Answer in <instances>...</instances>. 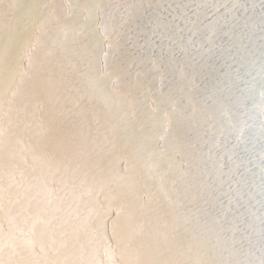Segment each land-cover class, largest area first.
<instances>
[{
	"label": "rangeland",
	"instance_id": "rangeland-1",
	"mask_svg": "<svg viewBox=\"0 0 264 264\" xmlns=\"http://www.w3.org/2000/svg\"><path fill=\"white\" fill-rule=\"evenodd\" d=\"M264 47V45L262 46ZM261 51V52H260ZM264 52V48H261L258 52H248L247 55L245 56V59L241 62V63H231L229 65H226L225 67H219L216 69H214V74L212 73V75L210 74L208 75H204L203 77H201L198 80H191L188 81L184 86H182L181 88H179L181 90H178L175 88H172L171 90L167 91V93H162L161 94V98L155 99L153 98L152 92L150 89L146 88L145 86H143V91L140 89H136V90H128V91H123L122 92V104H120V108L118 110V112H115L112 116L101 120L100 122L96 123L94 128H93V132L91 134L92 136V143L90 146H88L84 152L77 157L76 159H73L71 157L65 156V157H56V155L50 153L47 148L41 143V142H45V140L42 141H34L32 140L31 137H25L23 138L24 141L21 140V142L17 143L16 145H14V147L11 149V154L10 152H8L7 154H10L8 157V160H6L7 154H3L0 155V195L3 196L0 198V204L2 203L3 205H0V264H69V262H71L72 264H165V262H167L166 264H193V263H203V264H210L211 262L214 264H250L248 262H251L252 264H254V262L256 264H264V257L262 256V254L264 255V253L262 251H264V245H261V243H264V218H263V213H264V54H262ZM261 54V55H260ZM256 61V62H255ZM249 62V63H248ZM238 64V65H237ZM244 64V66H243ZM251 66H250V65ZM262 64V65H261ZM253 65V66H252ZM237 66V67H236ZM240 66V67H239ZM256 66V67H255ZM224 68V70H223ZM246 68V69H245ZM254 68V69H253ZM227 70V71H225ZM241 71V72H240ZM225 72H227L228 74V78L227 80H224V76H225ZM223 75V76H222ZM213 76V77H212ZM254 76V77H253ZM252 77V78H251ZM219 79V80H218ZM234 79V80H233ZM238 79V80H237ZM257 80V81H256ZM195 81V83H193ZM207 81H210V85H211V90L207 95L206 99H200L199 97L196 96V87L198 84H202L205 83ZM243 81V83H242ZM252 81V82H251ZM193 83V84H192ZM256 83V84H255ZM196 84V85H195ZM213 85V86H212ZM231 85V86H230ZM251 85V86H250ZM256 85V86H255ZM227 86V87H226ZM254 86V88H253ZM188 87V89H187ZM218 87V88H217ZM262 89H261V88ZM184 88V89H183ZM174 89V90H173ZM195 89V90H194ZM188 90V91H187ZM195 92H193V91ZM224 90V91H223ZM231 90V91H230ZM252 90V91H251ZM255 90V91H254ZM174 91V92H173ZM191 91V92H190ZM134 92V93H133ZM189 92V93H188ZM220 92V93H218ZM178 93V94H177ZM194 93V95H193ZM223 93V94H222ZM172 94V95H170ZM177 94V95H175ZM189 94V95H187ZM212 94V95H211ZM218 94V95H217ZM222 94V95H221ZM256 94V95H255ZM182 96V98L184 99V102L182 101L183 99H181L180 97ZM226 97H224V96ZM229 95H231V97H229ZM260 95V96H259ZM127 96V97H126ZM141 96V97H140ZM174 96V98L172 97ZM186 96H188L186 98ZM209 96H210V101H209ZM249 96V97H248ZM146 97V98H145ZM168 97V98H167ZM216 97V98H214ZM219 97V98H217ZM128 98V100H127ZM134 98V99H133ZM139 98V99H138ZM153 98V99H152ZM180 98V99H179ZM192 98V99H191ZM197 98L198 100V106H197V100H193ZM214 100L216 101H213ZM225 99L223 101V99ZM235 98V99H234ZM247 100H246V99ZM132 101H130V100ZM152 99V101H151ZM155 99V100H154ZM175 99V101H174ZM187 99V100H186ZM191 103H190V101ZM212 99V100H211ZM233 99V100H232ZM250 99V100H249ZM260 99V100H259ZM146 100V101H144ZM166 100V101H165ZM206 100V101H205ZM208 100V101H207ZM221 102H220V101ZM227 100V101H226ZM238 100V101H237ZM151 101V102H150ZM174 101V102H173ZM185 101H188L185 102ZM261 101V102H260ZM263 101V102H262ZM130 102V104H129ZM146 102V103H145ZM155 102V103H154ZM159 102V103H158ZM166 104H165V103ZM180 102V103H179ZM194 102V103H193ZM205 104V107L201 108L200 106H203L204 104H200V103ZM208 102V104H206ZM213 102V104H211ZM216 102V103H215ZM220 102V103H219ZM232 102H234L232 105ZM237 102V103H236ZM246 102V103H245ZM258 102V103H257ZM260 102V103H259ZM149 103V104H148ZM152 103V104H151ZM164 103V104H163ZM169 103V104H168ZM177 103V105L175 104ZM179 103V104H178ZM184 107L187 108H191L187 109V113H184V111H186V108H183L182 104ZM194 105H193V104ZM215 103V104H214ZM225 103L226 106H225ZM231 103V105L229 104ZM236 103V104H235ZM243 105H242V104ZM137 104V105H136ZM144 104V105H143ZM155 104V105H154ZM163 104V105H162ZM171 104V105H170ZM191 104V105H190ZM219 104V105H218ZM221 104V105H220ZM229 104V108H227V105ZM253 104V105H251ZM167 105V106H166ZM169 105V106H168ZM174 105V106H173ZM191 107H190V106ZM207 105V107H206ZM212 105V106H210ZM217 105V106H216ZM250 105V106H249ZM140 106V107H139ZM157 106V107H156ZM164 106V107H163ZM172 106V107H171ZM182 106V107H181ZM221 108H220V107ZM232 106V107H231ZM238 106V107H237ZM240 106V107H239ZM243 106V107H242ZM255 106V107H254ZM263 106V107H260ZM127 107V108H126ZM137 107V108H136ZM139 107V108H138ZM145 107V108H144ZM170 107V108H169ZM178 107V108H177ZM180 107V108H179ZM195 110H193L194 108H196ZM211 107V108H210ZM215 107V108H214ZM226 107V108H225ZM248 107V109H247ZM252 107V108H251ZM134 108H136V110H134ZM164 108V109H161ZM169 108V113L165 110ZM172 108V109H171ZM182 108V109H181ZM193 108V109H192ZM200 108V109H198ZM217 108V109H216ZM218 108L220 109V111H218ZM227 110H225V109ZM256 108V109H255ZM131 109V110H130ZM153 109V110H152ZM180 109V110H179ZM214 109V110H213ZM216 109V111H215ZM223 109V110H222ZM231 109V110H230ZM67 110V109H66ZM124 110V112H123ZM127 110V111H126ZM161 110V111H160ZM163 110V111H162ZM168 110V109H167ZM173 110V111H170ZM193 110V111H192ZM198 110V111H197ZM206 112H204V111ZM213 110V111H212ZM222 110V111H221ZM233 110V111H232ZM249 110V111H248ZM257 110V111H256ZM144 111V112H143ZM159 113V115L157 114V112ZM177 111V112H176ZM183 111V112H181ZM188 111L190 113H188ZM197 114H195V112ZM210 111V112H208ZM232 111V112H231ZM123 112V113H122ZM161 112V113H160ZM167 112V113H166ZM171 112V114H170ZM173 112V113H172ZM177 115H175L174 114ZM181 112V113H180ZM201 112V113H200ZM208 112V113H207ZM213 112H216L215 114ZM139 113V115H138ZM143 113V114H142ZM166 113V116H165ZM218 113L220 115H218ZM262 113V114H261ZM162 114V115H161ZM173 114V115H172ZM182 114V115H181ZM183 114L185 116H183ZM188 114V115H187ZM190 114V115H189ZM194 116V118L192 119V115ZM195 114V115H194ZM200 114V115H199ZM205 114V115H204ZM207 114V115H206ZM209 114V115H208ZM214 114V115H213ZM226 114V115H225ZM258 114V115H257ZM147 115V116H146ZM171 115V116H170ZM179 115V117H178ZM187 115V116H186ZM198 115L200 118H204V119H200L197 118ZM204 115V117L202 116ZM222 115V118H221ZM251 115V117H250ZM257 115V116H256ZM262 115V117H261ZM114 116V117H113ZM152 116V117H151ZM154 116H160L154 119ZM162 116V117H161ZM183 116V118H182ZM209 116V117H208ZM120 117V118H119ZM132 117V119H131ZM141 117V118H140ZM151 117V118H149ZM173 117V118H172ZM174 117L176 119H174ZM227 119H226V118ZM256 119H255V118ZM113 118V119H112ZM122 118V119H121ZM149 118V119H148ZM162 118V119H161ZM164 118V119H163ZM171 120V122H169L168 124V120ZM171 118V119H170ZM187 118V119H186ZM221 118V119H220ZM225 118V120L223 119ZM232 119V120H228ZM238 118V119H237ZM249 118V119H248ZM251 118V119H250ZM260 118V120H259ZM145 121H143V120ZM148 119V120H146ZM151 119V120H150ZM160 119V121H159ZM217 121H215V120ZM220 119V120H219ZM223 119V120H222ZM115 120V121H114ZM130 120V121H129ZM165 123H164V121ZM174 120V121H173ZM180 120V121H179ZM184 120V121H183ZM198 120V121H196ZM200 120V121H199ZM247 122H246V121ZM251 120V121H250ZM252 120L254 123H252ZM255 120V121H254ZM262 122V124L259 121ZM128 121V122H126ZM154 127L153 124L149 125V122L154 123ZM178 123L175 125V123ZM182 121V122H181ZM187 121V122H186ZM195 121V122H193ZM204 121V122H203ZM226 121V122H225ZM231 121V123H230ZM256 121H258L256 123ZM105 122V123H104ZM130 122V123H129ZM132 122V123H131ZM146 122V123H145ZM176 126L174 128V126ZM193 122V123H192ZM203 122V123H201ZM208 122V123H207ZM220 122V123H219ZM225 124H224V123ZM227 122H229L228 124L233 125V126H228ZM237 122V123H236ZM107 123V124H106ZM118 123V124H117ZM124 123V124H123ZM140 123H143L140 125ZM144 123L146 124L145 126H149V127H144ZM187 123L186 125L183 124ZM197 123V124H196ZM249 127L248 126V124ZM99 124V125H98ZM129 124V125H128ZM138 124V125H136ZM167 124V125H166ZM179 124H181L179 126ZM195 124V128H198L195 131V128H193L192 125ZM202 124V125H201ZM220 126H219V125ZM227 124V125H226ZM237 124V126H235ZM104 125V126H102ZM156 125H160L159 127ZM164 125V126H163ZM171 125V126H170ZM188 125V126H187ZM198 125V126H197ZM222 125V126H221ZM224 125V126H223ZM246 125V126H245ZM253 125V126H252ZM261 125V126H259ZM101 128H100V127ZM114 126V127H113ZM130 126V127H129ZM136 126V127H134ZM153 128H151V127ZM166 126V127H165ZM169 126V128H167ZM183 126V127H182ZM186 126V127H185ZM241 126V127H240ZM244 126V127H243ZM255 126V127H254ZM258 126V127H256ZM126 127V128H125ZM142 127V128H140ZM182 127V128H181ZM209 129H208V128ZM219 127V128H218ZM222 127V128H220ZM232 127V130L229 129ZM235 127V128H234ZM249 127V129H248ZM131 128V130H130ZM137 128V129H136ZM146 128V129H145ZM154 128L156 130H154ZM185 128V129H184ZM202 128V129H201ZM204 128V130H203ZM227 128V129H226ZM238 128V129H237ZM241 128V129H240ZM244 128V129H243ZM255 130H254V129ZM259 128V131H258ZM262 128V130H260ZM121 129V131H120ZM125 129V130H124ZM139 129V130H138ZM149 129V130H148ZM150 129H152L150 131ZM160 129V132L159 130ZM164 129V130H163ZM168 133H167V131ZM172 129V130H171ZM176 129V132L175 130ZM201 129V131H200ZM214 129V131H212ZM242 129L244 131H242ZM247 129V130H246ZM254 130L251 131L250 130ZM143 130V131H142ZM154 130V131H153ZM179 130V131H178ZM183 132H181V131ZM185 130V133H184ZM194 130V131H193ZM199 130V131H198ZM216 130V131H215ZM232 134L230 135L229 131ZM236 130V132L234 131ZM238 130V131H237ZM110 131V132H109ZM162 131V132H161ZM165 131V132H164ZM174 131V132H173ZM210 131V132H209ZM223 131V132H221ZM247 133H246V132ZM258 131V132H255ZM96 132V133H94ZM105 135H104V133ZM122 132V133H121ZM125 132V133H124ZM143 132V133H142ZM146 132H149L146 133ZM157 132V133H155ZM173 132V135H169ZM179 134H178V133ZM196 132V134H195ZM245 132V134H244ZM113 133V134H111ZM151 133L153 134L151 136ZM163 133V134H161ZM166 133V134H165ZM177 133V134H175ZM204 133V135H203ZM205 133L209 136H206ZM224 133V134H223ZM228 133V134H227ZM235 133V134H234ZM237 133V134H236ZM239 133V134H238ZM253 133L256 135H253ZM258 133V134H257ZM102 134V135H101ZM123 134V135H122ZM156 134V136H155ZM168 134V135H167ZM186 134V135H185ZM210 134L212 136V139L215 138V140H211ZM219 134L221 135V137L219 136ZM118 135V136H117ZM147 135V136H145ZM149 135V136H148ZM159 135V139L158 136ZM161 135V136H160ZM178 135V137H177ZM182 135V136H181ZM186 139H185V136ZM228 137V138H226ZM240 135L242 139H240L238 136ZM251 135V136H249ZM253 135V136H252ZM101 136V137H100ZM105 136V138H104ZM131 136V137H130ZM138 136V137H137ZM200 136V138H199ZM204 136V137H203ZM233 136V137H232ZM237 136V137H236ZM255 136V137H254ZM114 137V138H113ZM144 137V138H142ZM150 137V138H149ZM153 137V139H152ZM157 137V139H156ZM163 137L164 140H161ZM167 137V138H166ZM182 137V138H181ZM208 139H206V138ZM210 137V138H208ZM250 137V139L248 138ZM262 137V138H261ZM46 138H50V135L44 136V139ZM116 138V140H115ZM171 138V139H170ZM202 138V139H201ZM204 138V139H203ZM233 140H232V139ZM237 139L236 141H234L235 139ZM247 138V139H246ZM260 138V139H258ZM102 139V140H101ZM124 139V140H123ZM151 139V140H150ZM168 139V140H167ZM179 139V140H178ZM185 139V140H184ZM200 139V140H199ZM206 139V140H205ZM210 139V140H209ZM224 139V140H222ZM229 139V140H228ZM240 139V140H239ZM252 139V140H251ZM30 140V141H29ZM99 140V141H97ZM101 140V141H100ZM137 140V141H136ZM149 140V141H148ZM157 140V142H156ZM161 140V141H160ZM184 140V141H183ZM189 140V141H188ZM192 140V141H191ZM198 140V142H197ZM219 140V141H218ZM226 140V142H225ZM231 140V141H230ZM168 141V142H167ZM180 141V142H179ZM196 141V142H195ZM208 143H207V142ZM214 141V142H213ZM228 141V142H227ZM256 141H257V146H259L258 149L256 146ZM263 141V142H262ZM107 142V143H106ZM136 142V143H134ZM149 144H148V143ZM159 142V143H158ZM164 142V144H163ZM171 142V143H170ZM186 142V143H185ZM191 142V143H188ZM202 142V143H201ZM213 142V143H212ZM239 142V145L237 144ZM246 142V143H245ZM255 142V145L253 146ZM120 143V144H119ZM125 143V144H124ZM140 143V144H139ZM147 143V145H146ZM158 143V144H157ZM195 143H197L195 145ZM205 143H207L206 145L211 148V144L213 145V147L211 148V150L207 147L204 148ZM224 145H220V144ZM229 146H228V144ZM244 145H243V144ZM261 143V145H260ZM24 144V148H26V150H24L23 147ZM101 144V145H100ZM133 144V145H132ZM136 144L138 146H136ZM145 144V145H144ZM153 144V145H152ZM176 144V146H175ZM227 144V145H226ZM241 144V145H240ZM250 144V145H249ZM18 145V147H17ZM21 145V146H20ZM29 145V146H28ZM97 147H96V146ZM111 145V146H110ZM113 145V146H112ZM116 145H118L116 147ZM235 145V146H232ZM247 145V146H246ZM127 146V148H126ZM150 146V147H149ZM157 146V147H156ZM189 146V147H188ZM221 147V148H218ZM225 146V147H224ZM249 146V147H248ZM36 147V148H35ZM40 147V148H39ZM91 147V148H90ZM119 147V148H118ZM186 147V149H185ZM217 147V148H216ZM224 147V148H223ZM238 147V148H237ZM241 147V148H240ZM261 147V149H260ZM15 148V149H14ZM38 148V149H37ZM105 148V149H104ZM112 148V149H110ZM125 148V149H124ZM139 148V149H138ZM151 148V149H150ZM160 148V149H159ZM183 148V149H182ZM188 148V149H187ZM249 148V150H247ZM21 149V150H20ZM34 149V150H32ZM96 149V151H95ZM134 149H136V151H134ZM147 149V150H146ZM150 151H149V150ZM168 149V150H167ZM180 149V150H179ZM192 151H191V150ZM206 149V150H205ZM209 149V151H207ZM216 149V151H215ZM231 149V150H230ZM233 149V150H232ZM246 149V150H245ZM260 149V150H259ZM16 150V152H15ZM24 152H23V151ZM39 150V151H38ZM47 150V151H46ZM90 150V151H89ZM111 150V151H110ZM127 150V151H126ZM130 150V151H129ZM132 150V151H131ZM141 150V151H140ZM155 150V151H154ZM172 152H171V151ZM197 150V151H195ZM203 150V151H202ZM224 150V151H223ZM236 150V151H235ZM245 150V151H244ZM256 150V151H255ZM263 150V151H262ZM42 151V153L40 152ZM46 151V152H44ZM88 151V152H87ZM93 151V152H92ZM119 151V152H118ZM187 151V153H186ZM191 151V152H190ZM209 152V153H204V152ZM212 151H214V153H212ZM233 152V153H230ZM235 151V152H234ZM242 151V152H241ZM255 153H251L254 152ZM262 151V153H261ZM15 152V153H14ZM17 152L19 154H17ZM28 152V153H27ZM91 152V153H90ZM108 152V153H106ZM124 152V153H123ZM128 152V153H127ZM144 152V153H143ZM153 152V153H152ZM168 152V154H167ZM202 152L205 154H202ZM258 152V153H257ZM22 155H21V154ZM34 153V154H33ZM95 153V154H94ZM113 153V154H112ZM123 153V154H122ZM127 153V154H125ZM158 153V154H157ZM161 153V155H160ZM170 153V154H169ZM183 153V154H182ZM213 155H211V154ZM236 153V155H235ZM241 153V154H240ZM25 156H24V155ZM32 154V155H31ZM40 154V156H39ZM99 154V155H98ZM103 154V155H102ZM117 154V155H116ZM164 154V155H163ZM216 154V156H215ZM230 154V158L229 155ZM243 154V155H242ZM18 160H15L16 157ZM22 161H20L19 157ZM21 155V156H20ZM29 155V156H28ZM93 155V156H92ZM97 155V156H96ZM107 155V156H106ZM124 155V156H121ZM128 155V156H127ZM129 155L131 158H129ZM149 155V156H147ZM160 155V156H159ZM178 155V157H177ZM180 155V156H179ZM188 155V156H187ZM190 155V156H189ZM202 158H201V156ZM208 155V156H207ZM245 155V156H244ZM12 156H14L12 158ZM24 156V157H23ZM46 156V157H45ZM89 156V157H88ZM119 156V157H117ZM136 156V157H134ZM142 159H140V157ZM155 156V157H154ZM158 156V157H157ZM187 156V157H186ZM206 156V157H204ZM211 156V158L209 157ZM216 158H215V157ZM239 158H238V157ZM249 156V157H247ZM263 156V157H262ZM4 157V159L2 158ZM11 157V158H10ZM22 157V158H21ZM27 157V158H26ZM40 157V159H39ZM50 157V158H49ZM52 157V158H51ZM150 157V158H149ZM166 159H165V158ZM199 157V158H198ZM229 159H228V158ZM233 157V158H232ZM239 161H238V159ZM242 157V159H240ZM48 160H47V159ZM87 158V160H85ZM92 158V159H91ZM117 158V160H116ZM147 158V159H145ZM169 158V159H168ZM207 158V160H206ZM247 158V159H246ZM12 159V160H11ZM27 159V160H26ZM58 159V160H57ZM110 159V160H109ZM124 159V160H123ZM127 159V160H126ZM130 159V160H129ZM134 159V160H133ZM153 159V160H152ZM176 159V160H175ZM205 159V160H204ZM210 159V160H209ZM212 159V160H211ZM218 161H217V160ZM244 159V160H243ZM255 159V160H254ZM3 160V161H2ZM25 160V162H24ZM83 160V161H82ZM98 160V162H97ZM102 160H105L102 162ZM182 160V161H181ZM237 160V161H236ZM5 161V162H4ZM8 163H7V162ZM10 161V162H9ZM15 161V163H14ZM19 161V163H18ZM30 161V162H29ZM61 161V162H60ZM94 161V162H93ZM125 161V162H124ZM139 161V162H138ZM146 161V162H144ZM153 161V162H152ZM170 161V162H169ZM177 161V162H176ZM180 161V162H179ZM200 161V162H199ZM215 161V162H214ZM232 161V162H231ZM255 161V162H254ZM259 161V162H258ZM5 164H4V163ZM14 164L12 165L11 164ZM52 164H51V163ZM81 162V163H80ZM93 162V163H92ZM151 162V163H150ZM159 162V163H157ZM163 162V163H162ZM175 162V163H174ZM187 162V163H186ZM243 162V163H242ZM247 162V163H246ZM258 162V163H257ZM10 163V166H8V164ZM20 166L23 167H20ZM29 163V164H28ZM49 163V164H48ZM61 163V164H60ZM80 163V164H79ZM101 163V164H100ZM181 163V164H180ZM205 165H204V164ZM211 163V164H210ZM233 163V164H232ZM236 163V164H235ZM244 165H242V164ZM250 163V164H249ZM259 166V168H257V166ZM26 164V165H25ZM32 164V165H30ZM75 164V165H74ZM114 167H113V165ZM124 164V166L122 165ZM128 164V165H127ZM145 164V165H144ZM172 164V165H171ZM184 164V166H183ZM203 164V166H202ZM210 166H209V165ZM216 166H215V165ZM229 164V165H228ZM230 164L233 168L230 167ZM235 164V165H234ZM244 166V168L241 166ZM248 164V165H246ZM261 164V165H260ZM12 165V166H11ZM36 165V166H35ZM38 165V166H37ZM72 165V166H71ZM87 165V166H85ZM112 165V166H110ZM201 165V166H198ZM222 165V166H221ZM240 165V167H238ZM263 165V166H262ZM18 166V168L16 167ZM26 166V167H24ZM35 166V167H34ZM55 168H53V167ZM62 168H57L60 167ZM67 166V167H66ZM105 166V167H104ZM136 166V167H134ZM141 166V168H139ZM145 166V167H144ZM175 166V167H174ZM214 166V167H213ZM250 166V167H249ZM255 166V167H254ZM261 166V167H260ZM22 169H20V168ZM34 167V168H33ZM43 167V168H42ZM48 167V168H47ZM64 167V168H63ZM76 167V168H75ZM90 167V168H88ZM105 169H104V168ZM131 167V168H129ZM150 167V168H149ZM152 167V168H151ZM156 167V168H154ZM161 167V168H160ZM166 167V168H165ZM183 167H185V169H183ZM187 167V168H186ZM208 167V169L205 168ZM221 167V168H220ZM246 167V168H245ZM14 170H13V169ZM75 168V169H74ZM81 168V169H80ZM94 168V169H92ZM96 168V169H95ZM118 168V169H117ZM189 168V169H188ZM200 168V170H199ZM213 168V169H212ZM220 168V169H219ZM223 168V169H222ZM230 168V169H227ZM248 168V169H247ZM254 168V169H253ZM262 168V169H261ZM12 169V170H11ZM19 169V171H18ZM46 169V170H45ZM78 169V170H77ZM85 169H87L85 171ZM114 169V170H113ZM123 169V170H122ZM130 169V170H129ZM133 169V171H132ZM136 169V170H134ZM140 169V170H138ZM169 171H168V170ZM175 169V170H173ZM178 169V170H176ZM183 169V171H182ZM217 169V170H216ZM225 169V170H224ZM259 169V172L256 170ZM5 170V171H4ZM22 172H21V171ZM28 170V172H27ZM32 170V171H31ZM59 170V171H58ZM122 170V171H120ZM145 170V171H144ZM150 172V173H148ZM168 172H167V171ZM181 170V171H180ZM206 170V172H205ZM208 170V171H207ZM217 172H216V171ZM241 170V171H240ZM244 170V171H243ZM261 170V171H260ZM2 171V172H1ZM15 171V172H14ZM26 171V173H25ZM39 173H38V172ZM43 171V173H42ZM46 171V173H45ZM54 171V173H52ZM64 171V174H63ZM88 171V172H87ZM90 171V172H89ZM114 171V173H113ZM137 171V172H134ZM141 171V172H140ZM180 171V172H179ZM188 171V172H187ZM192 173H190V172ZM200 171V173H199ZM216 173L214 175V173ZM230 173H229V172ZM238 171V172H237ZM9 172V173H8ZM31 174H30V173ZM34 172V173H33ZM41 172V173H40ZM73 172V173H72ZM83 172V173H82ZM86 172V173H85ZM93 172V173H92ZM100 172V173H99ZM104 172V173H103ZM129 172V173H128ZM145 172V173H144ZM153 172V173H152ZM164 172V173H163ZM175 172V173H174ZM178 172V173H177ZM226 172V173H224ZM228 172V173H227ZM244 172V173H243ZM245 172H247V174L245 175ZM257 172V173H256ZM2 173V174H1ZM21 173V174H20ZM22 173H25L22 174ZM48 173V174H47ZM50 173V174H49ZM88 173V174H87ZM95 173V174H94ZM127 173V174H126ZM133 173V174H132ZM147 173V174H146ZM168 173V174H167ZM183 175H182V174ZM234 173V174H233ZM239 173V174H238ZM27 174V175H26ZM36 174V175H35ZM55 174V175H54ZM87 174V175H86ZM145 174V175H144ZM149 174V175H148ZM158 174V176H157ZM178 174V175H177ZM181 174V175H180ZM185 174V175H184ZM188 174V175H187ZM193 174V175H192ZM230 174V175H227ZM12 175V176H11ZM18 175V176H17ZM33 175V176H32ZM66 175V176H65ZM92 175V176H91ZM119 175V176H116ZM137 175L139 176V178L137 177ZM152 175H154L152 177ZM164 175V176H163ZM168 175V176H167ZM175 175V176H174ZM180 175V176H179ZM192 175V176H191ZM215 177H214V176ZM219 175V176H217ZM221 175V176H220ZM226 175V176H225ZM245 175V176H244ZM249 178H248V176ZM10 176V177H9ZM14 176V177H13ZM25 176V177H23ZM54 176V177H53ZM82 176V177H81ZM88 176V178H87ZM111 176V177H110ZM129 176V177H128ZM150 176V177H149ZM161 176V177H160ZM177 176V177H176ZM184 176V177H183ZM195 176V177H194ZM204 176V177H202ZM207 176V180H205ZM217 176V177H216ZM225 176V178H224ZM229 178H228V177ZM233 176V178H232ZM241 176V177H239ZM244 176V178H243ZM19 177V178H18ZM31 177V178H30ZM38 177V178H37ZM47 177V178H46ZM51 177V178H50ZM70 177V178H68ZM108 177V178H107ZM127 177V178H126ZM131 177V178H130ZM148 177V178H147ZM160 177V179H159ZM171 177V178H170ZM175 177V178H174ZM181 177V178H179ZM201 177V178H200ZM251 177V178H250ZM5 178V179H4ZM15 178V179H14ZM18 178V179H17ZM23 180H22V179ZM27 178V179H26ZM50 180H49V179ZM86 178V179H85ZM92 178V179H91ZM94 178V179H93ZM107 178V179H106ZM186 180H185V179ZM214 183H212L210 181ZM214 178V179H213ZM219 178H222L219 180ZM233 180H231V179ZM242 178V180H241ZM248 178V180H247ZM9 179V180H8ZM14 179V180H13ZM20 179V180H19ZM40 179V180H39ZM59 179V180H58ZM64 179V180H63ZM71 179V180H70ZM79 179V181H78ZM96 179V180H95ZM100 181H99V180ZM102 179V180H101ZM119 179V181H118ZM143 179V180H142ZM146 179V180H145ZM180 180L182 181V183L177 181ZM196 179V180H195ZM216 181L214 182L213 180ZM238 179V180H237ZM246 179V180H245ZM254 179V180H253ZM257 179V180H256ZM11 180V181H10ZM19 180V182L17 181ZM49 180V182H47ZM62 180V181H61ZM82 180V181H81ZM109 182H108V181ZM163 180V181H161ZM177 183H174L176 182ZM203 182H202V181ZM219 182H218V181ZM241 180V181H240ZM245 180V181H244ZM9 181V183H8ZM15 181V182H14ZM22 181V182H21ZM44 181V182H43ZM78 181V182H77ZM92 181V182H91ZM103 181V182H102ZM154 181H157L156 183ZM160 181V182H159ZM168 181V182H167ZM184 181V182H183ZM193 184H192V182ZM199 181V182H198ZM206 181V183H204ZM224 181V182H223ZM235 181V183H234ZM244 183H243V182ZM254 181V182H253ZM2 182V183H1ZM21 182V183H20ZM26 182V183H25ZM30 182V183H29ZM56 182V183H54ZM74 184H73V183ZM76 182V183H75ZM91 182V184L89 183ZM121 182V183H120ZM142 182V183H141ZM148 182V183H147ZM151 183H155L154 184H150ZM163 182V183H162ZM167 182V183H166ZM189 182V183H188ZM196 182V183H195ZM197 182L199 184H197ZM222 182V183H221ZM228 182H230L228 184ZM240 182V183H239ZM242 182V183H241ZM245 182H249V184H246ZM253 182V183H251ZM256 182V183H255ZM258 182V183H257ZM34 183V184H33ZM48 183V184H47ZM93 183V184H92ZM96 183V184H95ZM159 183V184H158ZM185 185H184V184ZM188 185H187V184ZM202 183V184H201ZM211 183V184H210ZM215 183H220V185L215 184ZM241 186V189L244 190L241 191L240 193L238 191H240L241 189H239L240 187L239 184ZM8 184V186H7ZM17 184V186H16ZM27 184V185H25ZM41 184V185H40ZM105 184V185H104ZM111 184V186H110ZM116 184V185H115ZM120 184V185H119ZM128 184V185H127ZM168 184H171L169 187ZM175 186L177 187H174ZM180 184V186H179ZM206 184L205 186H202ZM209 184V185H208ZM213 184V185H212ZM223 184V185H222ZM226 184V185H225ZM232 184H235V186L233 185L232 188ZM242 184V185H241ZM246 185V188L244 185ZM254 186H253V185ZM2 185V186H1ZM10 185V186H9ZM22 185V186H21ZM51 185V186H50ZM58 185V186H56ZM66 185V186H65ZM70 185V186H69ZM109 185V186H108ZM122 185V186H121ZM157 185V186H156ZM173 185V186H172ZM182 185V186H181ZM192 185V186H191ZM200 185V186H199ZM218 185V186H217ZM229 187H228V186ZM250 185V188L248 187ZM256 185V187H255ZM262 185V186H261ZM6 186V187H4ZM30 186V187H29ZM56 186V187H55ZM92 186V187H91ZM121 186V187H120ZM134 186V187H133ZM137 186V187H136ZM154 186V187H153ZM156 186V187H155ZM188 186V187H187ZM194 187L195 190H193L192 188ZM214 186V187H213ZM217 186V188L215 187ZM244 186V187H243ZM12 187V188H11ZM49 187H51L49 189ZM54 187V188H53ZM83 187V188H82ZM102 187V188H101ZM104 187V188H103ZM111 187V188H110ZM132 187V188H131ZM165 187V188H164ZM199 187V188H198ZM204 189V191H202V189ZM221 189H220V188ZM228 187V189L226 188ZM237 187V188H236ZM243 187V188H242ZM249 190H248V188ZM259 189H258V188ZM11 188V189H9ZM18 188V189H16ZM56 188V189H55ZM67 188V189H66ZM80 188V189H79ZM109 190H108V189ZM127 188V189H126ZM143 190H140V189ZM191 188V189H190ZM224 188V190H223ZM230 188V189H229ZM16 189V190H15ZM59 189V190H58ZM76 189V190H75ZM79 189V191H78ZM90 189V190H89ZM101 189V191H100ZM105 189V190H104ZM121 189V191H120ZM164 189V190H163ZM166 189H168L166 191ZM177 189L180 191H177ZM185 191H183V190ZM210 189V190H209ZM239 189V190H238ZM245 189H247L245 191ZM2 190V191H1ZM6 190V191H5ZM20 190V191H18ZM111 190H113L111 192ZM116 190V191H115ZM132 190V191H131ZM136 190V191H134ZM145 190V192H144ZM155 190V191H154ZM186 190L189 191V194H186ZM223 190V191H221ZM237 190V193L236 191ZM60 191V192H59ZM64 191V193L62 192ZM81 191V192H80ZM90 191V192H89ZM123 191V192H122ZM141 191V192H140ZM170 191V192H169ZM221 191V192H218ZM251 191V192H250ZM255 191V192H254ZM31 194H30V193ZM56 192V193H55ZM59 192V193H58ZM69 192V193H68ZM79 192V193H78ZM126 192V193H125ZM138 192V193H137ZM152 192V193H151ZM158 192V193H157ZM161 192V193H159ZM172 194L171 196L173 198L170 197L169 193ZM174 192V193H173ZM182 192V195H181ZM199 192V194H198ZM224 192V194L222 193ZM243 192H245L243 194ZM46 195H44V194ZM58 193V195H57ZM83 193V194H82ZM85 193V194H84ZM87 193V194H86ZM110 193V194H109ZM115 193V194H114ZM123 193V194H122ZM125 193V194H124ZM150 193V194H149ZM166 193V194H165ZM180 194V195H177ZM185 193V194H184ZM192 193V194H191ZM198 194V196L200 198H198V196L196 194ZM200 193H202L200 195ZM205 193V194H204ZM217 193V195H216ZM236 193V194H235ZM242 193V194H241ZM263 193V194H262ZM8 194V195H7ZM15 194V195H14ZM39 194V196H38ZM80 196H79V195ZM89 194V195H88ZM112 194V196H111ZM114 194V195H113ZM121 194V196H119ZM127 194V195H126ZM145 194V195H144ZM168 194V195H167ZM184 194V195H183ZM227 194V198L225 197ZM241 194V195H239ZM251 194V195H250ZM253 194V195H252ZM258 194H260L258 196ZM7 195V196H6ZM25 195V196H24ZM29 195V197H28ZM71 195V196H70ZM158 197H155L157 196ZM175 195V196H174ZM186 195V196H185ZM189 195V197H191L189 199V197L187 196ZM194 195V196H191ZM196 195V196H195ZM224 198L222 200V198ZM225 195V196H224ZM239 195V196H238ZM247 196L244 197L243 196ZM249 195V196H248ZM12 196V197H11ZM32 196V197H31ZM46 199H44V197ZM68 196V197H67ZM82 196V197H81ZM98 196V197H97ZM126 196V197H125ZM131 196V197H129ZM147 196V197H146ZM153 196V198H152ZM181 196V197H179ZM185 196V198H184ZM218 196V197H217ZM230 196L232 198H230ZM241 196V197H240ZM252 196V197H251ZM5 197V198H4ZM18 197V198H17ZM43 197V198H42ZM52 197V198H51ZM57 197V198H56ZM60 197V198H59ZM78 197V198H76ZM80 197V198H79ZM100 197V198H99ZM107 197V198H106ZM114 197V198H112ZM122 197V198H121ZM125 197V198H124ZM129 197V198H128ZM146 197V198H144ZM177 197V198H176ZM179 197V198H178ZM187 197V199H186ZM198 198V199H193V198ZM209 197V198H208ZM7 198V199H6ZM39 198V199H38ZM69 198V199H68ZM75 198V199H74ZM85 198V199H84ZM93 198V199H92ZM112 198V199H111ZM123 199V201H121V199ZM164 198V199H163ZM202 198V199H201ZM219 198L221 200H219ZM246 198V199H245ZM255 198V199H254ZM257 198V199H256ZM17 199V200H16ZM35 199V200H34ZM68 199V201H67ZM77 199V200H76ZM101 199V200H100ZM114 204V201H116ZM119 199V200H118ZM156 199V200H155ZM160 199V201L158 200ZM166 199V200H165ZM178 199V200H177ZM214 199H218V200H214ZM228 199V200H227ZM230 199V200H229ZM9 200V201H8ZM16 200V201H15ZM33 200V201H30ZM62 200V201H61ZM72 200V201H71ZM80 202H79V201ZM109 200V201H108ZM147 202H146V201ZM153 200V201H152ZM158 200V201H157ZM164 200V202H163ZM171 200L173 202H171ZM177 200V201H175ZM181 200L183 202H181ZM186 200H188V204H186ZM194 203V201H196L195 203L197 204H192ZM206 204H205V202ZM207 200V201H206ZM228 203H227V201ZM19 203H18V202ZM39 201V202H38ZM56 201V202H55ZM82 201V202H81ZM156 201V205L154 204ZM166 201H168L166 203ZM198 201H200L198 203ZM201 201L203 203H201ZM221 201V202H220ZM226 201V203H225ZM233 201V202H232ZM244 201V202H243ZM257 201V204H255L254 202ZM9 202V204H8ZM17 202V203H16ZM31 202V203H30ZM37 202V204H36ZM69 202V204H68ZM73 202V203H72ZM84 202V203H83ZM102 202V203H101ZM110 202V203H109ZM119 202L123 203V204H118ZM126 202V203H125ZM142 202V204H141ZM162 202V203H161ZM213 202V203H212ZM215 202V203H214ZM220 202V203H219ZM242 202V204L244 205H239ZM250 202V205H249ZM260 202V204H259ZM263 204H262V203ZM12 203V204H11ZM29 203V204H28ZM133 203V204H132ZM153 203V204H152ZM171 203V204H170ZM176 203V204H174ZM183 203V204H182ZM212 203V204H211ZM224 203V204H223ZM232 203V204H230ZM246 203V204H245ZM254 203V204H253ZM5 204V205H4ZM28 204V205H27ZM31 204V205H30ZM45 204V205H44ZM64 204V205H62ZM74 206H73V205ZM82 204V205H81ZM114 204V205H112ZM128 204V205H127ZM138 204V205H137ZM149 204V205H148ZM181 206H180V205ZM199 204V205H198ZM201 204V205H200ZM205 204V206H204ZM219 204H221L223 207L218 206ZM235 204V205H234ZM254 208H253V206ZM262 204V205H261ZM9 205V206H7ZM34 205V207H33ZM39 205V206H37ZM84 205V206H83ZM112 205V207L110 206ZM124 205V206H123ZM149 207V208H147ZM161 205V206H160ZM167 207H166V206ZM183 205V206H182ZM187 205V206H186ZM190 207H189V206ZM199 207H196V206ZM209 205V206H208ZM217 207H215V206ZM231 206V207H228ZM233 205L235 206V208L233 207ZM250 207H248V206ZM261 205V206H260ZM41 206V207H40ZM57 206V207H56ZM81 206V207H80ZM106 206V207H105ZM122 206V207H121ZM154 206V207H153ZM163 206V207H162ZM170 208H169V207ZM173 206V207H172ZM175 206V207H174ZM194 206V207H193ZM208 206V208H207ZM214 206V207H213ZM39 207V208H38ZM91 207V208H90ZM110 207V209H109ZM133 207V208H132ZM140 207V208H139ZM160 207V208H159ZM185 207V208H184ZM187 207V209H186ZM193 207V210H190V208ZM204 209H202V208ZM212 207V209H211ZM220 207L223 208L221 209L220 212ZM227 207V208H226ZM240 207V208H239ZM252 207V210L250 209ZM37 208V209H35ZM98 208V209H97ZM102 208V209H101ZM128 208V209H127ZM143 208V209H142ZM147 208V209H146ZM168 208V209H167ZM175 208V209H174ZM200 208V209H199ZM210 208V209H209ZM229 208V209H228ZM242 208V209H241ZM260 208V209H258ZM8 209V210H7ZM64 209V210H63ZM68 211H67V210ZM94 209V210H93ZM115 209V210H114ZM145 209V210H144ZM155 209V210H154ZM157 209V210H156ZM163 209V211L161 210ZM241 209V211H240ZM262 209V210H261ZM97 210V213H96ZM109 210V211H108ZM119 210V211H118ZM126 210L128 212H126ZM176 210V211H175ZM189 210V211H187ZM196 213H195V211ZM200 210V211H198ZM207 210V212H206ZM209 210V212H208ZM212 210V211H211ZM226 210V211H225ZM229 210V211H228ZM245 212H244V211ZM18 211V212H17ZM63 211V212H62ZM67 211V212H66ZM78 211V212H77ZM91 211V212H90ZM101 211V212H100ZM114 211V212H113ZM132 211V212H131ZM187 213H186V212ZM191 211V212H190ZM218 211V213H217ZM234 211V212H233ZM238 211V212H237ZM253 211V213H252ZM255 211V212H254ZM262 211V212H261ZM3 212V214H2ZM14 212V213H13ZM39 212V213H38ZM70 212V213H69ZM85 212V213H84ZM129 213L128 215L126 213ZM146 214H143L145 213ZM150 214H148V213ZM154 215H152V213ZM176 212V213H175ZM201 217H200V214ZM213 212V213H212ZM237 212V213H236ZM247 212V213H246ZM250 212V215L248 214ZM258 212V214H257ZM262 214H261V213ZM10 213V214H9ZM23 213V214H22ZM26 213V214H25ZM38 213V214H37ZM41 213V215H40ZM54 213V215H53ZM64 213V214H63ZM74 213V214H73ZM77 213V214H76ZM96 213V214H95ZM108 213V214H107ZM113 213V214H111ZM117 216H115L116 214ZM119 213V214H118ZM141 213V214H140ZM157 213V214H156ZM162 213V214H160ZM165 213V214H164ZM172 213V214H171ZM179 213V214H178ZM182 213V214H181ZM192 215H191V214ZM222 215H221V214ZM229 213V214H228ZM235 213V214H234ZM242 215H240V214ZM50 214V217H49ZM70 214V215H69ZM72 214V215H71ZM85 214V215H84ZM90 214V215H88ZM194 214V215H193ZM199 214V216H198ZM239 214V215H237ZM245 214V215H244ZM255 216H252L254 215ZM4 215V216H3ZM18 215V217H17ZM24 215V216H23ZM44 215V216H43ZM64 217H63V216ZM69 215V217H68ZM77 215V216H76ZM83 215V216H81ZM92 215V216H91ZM99 215V216H97ZM101 215V216H100ZM109 215V216H108ZM140 215V216H139ZM149 215V216H148ZM152 215V216H151ZM172 215V216H171ZM232 215V216H231ZM259 218H258V216ZM60 216V217H59ZM72 216V217H71ZM90 216V218H89ZM103 216V217H102ZM107 216V217H106ZM120 216V217H118ZM148 217L147 219L145 217ZM168 216V217H166ZM195 216V217H194ZM229 216V217H228ZM243 216V218L241 217ZM4 217V218H2ZM8 217V218H7ZM13 217V219H12ZM36 217V219H35ZM52 217V218H51ZM59 217V220H58ZM101 219L99 220L98 219ZM115 217V218H114ZM123 217V218H122ZM153 217V218H152ZM166 217V218H165ZM190 217V218H189ZM197 217V218H196ZM215 217L217 219H215ZM220 217V218H219ZM227 217V218H226ZM246 217V218H245ZM262 217V218H260ZM38 218V219H37ZM49 218V219H48ZM92 218V219H91ZM96 221H95V219ZM107 218V219H106ZM122 218V219H121ZM129 218V219H128ZM165 218V219H164ZM180 218V219H178ZM188 218V220H187ZM223 218V219H221ZM229 218V219H228ZM7 221H5V220ZM24 221H23V220ZM103 219V220H102ZM113 219V220H112ZM153 219V220H152ZM164 219V220H163ZM190 219V220H189ZM211 219V220H210ZM214 219L216 220V222H218V224H216V222L214 221ZM219 219V221H218ZM248 219V221H247ZM12 220V221H11ZM38 220V221H37ZM49 220V221H48ZM72 220V221H71ZM90 220V221H88ZM117 220V221H116ZM120 220V221H119ZM146 220V221H145ZM155 220V221H154ZM157 220V221H156ZM166 220V221H165ZM168 220V221H167ZM221 220V221H220ZM232 220V221H231ZM242 222H241V221ZM259 220V221H258ZM263 220V221H262ZM20 221V222H19ZM35 221V222H34ZM40 221V222H39ZM87 221L89 223H87ZM103 221V223H102ZM112 221V222H110ZM116 221V222H115ZM123 221H125L123 223ZM129 221V222H128ZM145 221V222H144ZM159 221V222H158ZM165 221V222H164ZM183 221V222H182ZM202 221V222H201ZM251 221V222H250ZM258 221V222H257ZM47 222V223H45ZM61 222V223H60ZM67 222V223H66ZM70 222V223H69ZM76 222V223H75ZM97 222V223H96ZM128 222V223H126ZM142 222V223H141ZM147 222V223H146ZM167 222V223H166ZM169 222V223H168ZM171 222V223H170ZM201 222V223H199ZM213 222V223H212ZM221 222V223H220ZM223 222V223H222ZM241 224H240V223ZM17 223V224H16ZM28 223V224H27ZM38 223V224H37ZM40 223V224H39ZM74 223V224H73ZM84 223V224H83ZM119 223V224H118ZM124 225H123V224ZM137 223V224H136ZM147 224L148 227H146L145 225ZM164 223V225H163ZM166 223V224H165ZM173 223V224H172ZM226 223V224H225ZM249 223V224H248ZM7 224V225H6ZM22 224V225H21ZM27 224V225H26ZM37 224V225H36ZM44 224V226H43ZM55 224V225H54ZM58 224V225H57ZM134 224V225H133ZM141 226H140V225ZM144 224V225H143ZM159 224V225H156ZM161 224L163 226H167L165 229V227H162ZM208 224V229L206 228L205 232L203 231L204 228L207 226ZM243 224V226H242ZM247 227H245V225ZM4 227H3V226ZM34 225V226H33ZM118 225V226H117ZM122 225V228H121ZM129 225V226H128ZM187 225V226H186ZM190 225V226H188ZM214 225V227H213ZM8 226V227H7ZM18 226V227H16ZM21 226V227H20ZM26 226V227H25ZM29 226V227H28ZM31 226V227H30ZM33 226V227H32ZM42 226V227H41ZM58 226V227H57ZM60 226V227H59ZM112 226V227H111ZM126 226V227H125ZM145 228H144V227ZM155 226V227H154ZM159 226V228H158ZM171 226V227H170ZM193 226V227H191ZM200 226L202 227L200 229ZM205 226V227H204ZM219 228H218V227ZM242 226V227H241ZM250 226V228H249ZM260 230H259V228ZM5 227H7L5 229ZM23 227V229H22ZM35 227V229H34ZM39 227V228H38ZM46 227V228H44ZM55 227V229H54ZM69 227V228H68ZM73 227L75 229H73ZM190 227V228H189ZM196 227V228H195ZM216 227V228H215ZM253 227V228H252ZM262 227V228H261ZM10 230H9V229ZM12 228V229H11ZM20 228V229H19ZM60 228V231H59ZM62 228V229H61ZM65 228V229H64ZM83 228V229H82ZM111 228V230H110ZM114 228V230H113ZM221 228V229H220ZM226 228V229H225ZM228 228V229H227ZM233 228V229H232ZM236 228V229H235ZM27 229V230H26ZM44 229V230H43ZM50 229V230H49ZM54 229V230H52ZM87 229V230H86ZM93 229V230H92ZM99 229V230H98ZM109 229V231H108ZM131 229H132V234H131ZM144 229V230H143ZM152 229V230H151ZM164 229V230H163ZM193 229V230H192ZM203 229V230H202ZM215 229V230H214ZM235 229V231H234ZM261 229L263 231H261ZM7 232H5V231ZM52 230V231H51ZM67 230V231H66ZM82 230V231H81ZM84 230V231H83ZM120 230V231H119ZM123 230V231H122ZM125 230H128V232ZM139 230V231H138ZM148 230V231H147ZM161 232H158L160 231ZM166 230V231H165ZM207 230L209 231V235H207ZM212 230V231H211ZM214 230V231H213ZM222 230V231H219ZM252 230V231H251ZM2 231V232H1ZM9 231V232H8ZM32 231V232H31ZM63 231V232H62ZM74 231V232H73ZM76 231V232H75ZM82 233H81V232ZM88 231V232H87ZM95 231V232H94ZM114 231V232H113ZM145 231V232H144ZM148 232V234L150 235H146V233ZM151 231V232H150ZM164 231V232H163ZM172 231V233H171ZM211 231V232H210ZM217 231V232H216ZM243 231V232H242ZM251 231V232H250ZM26 234H25V233ZM28 232V233H27ZM39 234H38V233ZM46 232V233H45ZM51 232V233H50ZM68 232V233H67ZM79 232V233H78ZM85 232V233H84ZM90 232V233H89ZM106 232V233H105ZM118 232V233H117ZM150 232V233H149ZM167 232V233H166ZM176 232V233H175ZM200 234H199V233ZM215 234H214V233ZM223 232V233H222ZM226 232V233H225ZM242 232V233H241ZM21 233V234H20ZM34 233V234H33ZM36 233V234H35ZM53 233V234H52ZM56 233L58 235H56ZM60 233V234H59ZM63 233V234H62ZM75 233V234H73ZM103 233V234H102ZM114 233V234H113ZM126 236H124L125 234ZM134 233V234H133ZM138 233V234H137ZM143 233V234H142ZM152 233V234H151ZM160 233V234H158ZM183 233V234H182ZM210 233H211V238L210 237ZM222 236H221V234ZM23 234V235H22ZM70 234V235H69ZM79 236H77V235ZM80 234V235H79ZM89 236H87V235ZM116 234V235H115ZM128 234V235H127ZM178 234V235H177ZM234 236H232V235ZM17 235V236H16ZM22 235V236H21ZM25 235V238H24ZM28 235V236H27ZM34 235V236H33ZM38 235V236H36ZM47 235V236H45ZM50 235V236H49ZM62 235V238H61ZM65 235V236H64ZM76 235V236H74ZM91 235V238H90ZM95 235V236H93ZM105 235H107V237L105 238ZM110 235V237L108 236ZM115 237H113V236ZM137 235V236H136ZM152 235V236H151ZM156 235V236H155ZM162 235V236H161ZM185 235V236H184ZM188 235V237H187ZM197 235V236H196ZM207 235L208 238H206L207 240H205V236ZM218 236V238H215ZM224 235V236H223ZM262 236V239L261 236ZM7 236V237H6ZM13 236V237H12ZM33 236V237H31ZM67 236V237H66ZM69 236V237H68ZM72 236V237H71ZM83 236V237H81ZM104 236V237H103ZM112 236V238H111ZM124 236V237H123ZM137 239H134L133 238ZM140 236V237H139ZM141 236H143V240L141 238ZM145 236V237H144ZM148 236L149 242L147 241L148 239L146 238ZM158 236V238H157ZM162 237L161 238H159ZM164 236V237H163ZM184 236V237H183ZM196 236V237H195ZM199 236V237H198ZM201 236V238H200ZM203 236V237H202ZM231 236V237H230ZM250 238H249V237ZM86 237V238H85ZM131 237V238H130ZM151 237V238H150ZM176 237V238H175ZM210 237V238H209ZM223 239H222V238ZM225 237V239H224ZM227 237V238H226ZM229 237V238H228ZM236 237V238H235ZM255 239H254V238ZM30 238V239H29ZM46 238V239H45ZM53 238V239H51ZM69 238V239H68ZM80 238V239H79ZM98 240H97V239ZM104 238V239H103ZM114 238V240H113ZM118 238V239H116ZM133 238V239H132ZM146 238V239H144ZM166 240H164V239ZM173 238V239H172ZM180 238V239H179ZM221 240H220V239ZM232 240H231V239ZM238 238V240H237ZM241 238V239H240ZM251 238L252 241H251ZM260 241H259V239ZM3 239V240H2ZM15 239V240H14ZM17 239V240H16ZM24 239V240H23ZM25 239L27 241H25ZM34 239V240H33ZM59 239V241H58ZM71 239V240H70ZM77 239V240H76ZM89 239V240H88ZM91 239V242H90ZM95 239V240H94ZM100 239V240H99ZM120 239V240H119ZM153 239V240H152ZM161 239V240H160ZM177 239V240H176ZM187 239V240H186ZM212 243H211V241ZM218 239V240H216ZM2 240V241H1ZM7 240V241H6ZM9 240V241H8ZM19 240V241H18ZM36 240V241H35ZM66 240V241H65ZM68 240V241H67ZM76 240V241H75ZM79 240V241H78ZM88 240V241H87ZM93 240V241H92ZM105 240V241H104ZM134 240V241H133ZM141 240V242H140ZM158 240V241H157ZM160 240V241H159ZM163 240V241H162ZM176 240V241H175ZM181 240V241H179ZM204 240V242L202 241ZM236 240V241H235ZM247 240V241H246ZM254 240V241H253ZM15 241V244H14ZM72 241V242H71ZM116 243H115V242ZM123 241V242H122ZM145 241V242H143ZM153 241V242H152ZM179 241V242H178ZM210 241V242H208ZM216 246L218 247V249H216L217 247L213 244L214 242L217 243ZM238 241V242H237ZM241 241V242H240ZM244 241V244L243 242ZM263 241V242H262ZM3 242V243H2ZM10 244H8V243ZM17 242V243H16ZM33 242V245L31 244ZM45 242V243H44ZM64 242V243H63ZM71 242V243H70ZM79 242V244H78ZM89 242V243H88ZM98 242V243H97ZM120 244H118V243ZM121 242V243H120ZM137 242V243H136ZM148 242V243H147ZM162 242V243H159ZM186 242V243H185ZM201 242V243H199ZM208 242V244H207ZM253 242V243H252ZM261 242V243H260ZM4 243L6 245H4ZM42 243V244H41ZM51 243V244H50ZM53 243V244H52ZM87 243V244H86ZM92 243V245H91ZM102 243V244H101ZM127 243V244H126ZM133 243V244H132ZM143 243V246H142ZM153 243V244H151ZM180 243V244H179ZM189 243H191L192 245H190ZM206 243V245H204ZM230 246H229V244ZM235 246H234V244ZM239 243V244H238ZM241 243V244H240ZM247 244V246H245ZM256 243V244H255ZM8 244V246H7ZM12 244V245H11ZM22 244V245H21ZM35 244V245H34ZM37 244V245H36ZM44 244V245H43ZM60 244V246L58 245ZM68 244V245H67ZM123 244V245H122ZM131 244V245H129ZM136 244H141L136 245ZM149 244V245H148ZM155 244V245H154ZM157 244V245H156ZM177 244V245H176ZM195 244V245H193ZM198 244V245H196ZM211 244V245H210ZM238 244V245H237ZM250 244V245H249ZM42 245V246H41ZM47 247H46V246ZM56 245V246H54ZM63 245V246H62ZM101 245V246H100ZM117 245V246H116ZM119 245V246H118ZM129 245V246H128ZM154 245V246H153ZM163 245V246H162ZM171 245V246H169ZM188 246V248H181L182 246ZM202 245V246H201ZM208 245V246H207ZM226 245V246H225ZM242 245V246H241ZM252 245V246H251ZM257 245V247H256ZM259 245V246H258ZM26 246V247H25ZM33 246V247H32ZM37 246V247H35ZM53 246V247H51ZM71 246V247H69ZM74 246V247H73ZM106 246V247H105ZM148 246V247H147ZM156 246V248H155ZM165 246V247H164ZM198 246V247H197ZM205 246H207L205 248ZM213 246V247H211ZM231 246H234L231 248ZM239 246V247H238ZM245 246V247H244ZM7 247V248H6ZM12 247V248H11ZM16 247L18 249H16ZM41 247H43L41 249ZM55 247V248H54ZM60 247V249L58 248ZM68 247V249L66 248ZM121 247V248H120ZM143 247V248H142ZM170 247V249H169ZM172 247V248H171ZM190 247H194L197 251H194V248H191L194 253V255L190 252L191 249H189ZM198 249H197V248ZM202 247V248H200ZM251 247V249H250ZM50 248V249H49ZM54 248V249H53ZM73 248V249H72ZM78 251H77V249ZM81 248V249H80ZM88 250H87V249ZM91 248V249H90ZM102 248V249H101ZM130 248V249H129ZM140 248V249H139ZM155 248V249H154ZM164 248V251L162 250ZM167 248V249H166ZM209 248V249H208ZM225 248V249H223ZM231 248V250H230ZM254 248V249H253ZM258 248V249H256ZM16 249V250H15ZM20 249V251H19ZM27 249L28 252H25ZM57 249V251H55ZM106 251H105V250ZM120 249V250H119ZM138 249V250H136ZM149 249V250H148ZM174 249V250H173ZM181 250L179 251V250ZM184 249V250H183ZM188 251H187V250ZM200 249V250H199ZM222 249L224 251H222ZM247 250L245 252V250ZM38 252H35V251ZM41 250V251H39ZM61 250V251H59ZM67 250H69L67 252ZM82 250V251H81ZM142 250V251H141ZM190 250V251H189ZM202 250V251H201ZM204 250V251H203ZM211 254L209 257V253ZM218 250V252H217ZM224 255H222L221 251ZM235 250V251H234ZM244 252H243V251ZM252 250V251H251ZM255 250V251H254ZM260 250V251H259ZM7 251V252H6ZM24 251V252H23ZM46 251V252H45ZM55 251V252H54ZM73 251V253L71 252ZM90 251V252H88ZM103 251V252H101ZM123 251V252H122ZM146 251V252H145ZM155 251V252H154ZM163 251V252H162ZM166 251V252H165ZM171 251V252H170ZM201 251V252H200ZM211 251V252H210ZM228 251V252H227ZM240 251V254H239ZM251 251V252H250ZM258 251L261 253H258ZM32 252V253H31ZM46 254H45V253ZM52 252V253H49ZM88 252V253H87ZM92 252V253H91ZM106 252V253H105ZM140 252V253H139ZM153 252V253H152ZM157 252V254H156ZM178 252V253H176ZM189 254H188V253ZM200 255H199V253ZM204 252V253H202ZM217 252V253H216ZM228 255H227V253ZM229 252L231 253L229 255ZM235 252V255L233 253ZM5 253V254H4ZM7 253V254H6ZM9 253V254H8ZM12 253V254H11ZM16 253V254H15ZM22 253V254H21ZM24 253V254H23ZM36 259H35V256ZM38 253V255H37ZM43 253V254H42ZM72 253V254H71ZM78 255H77V254ZM80 253V254H79ZM105 253V254H104ZM148 253V254H147ZM158 253L163 255H159ZM167 255H166V254ZM176 253V254H175ZM187 255L186 257H184L185 255ZM187 253V254H186ZM208 253V254H207ZM214 253V254H212ZM220 253V254H219ZM237 253V254H236ZM246 253V254H245ZM253 253V256L252 254ZM256 255H255V254ZM14 254V255H13ZM20 254V255H18ZM41 254V255H40ZM53 256H51V255ZM58 254V255H57ZM91 256H90V255ZM93 254V255H92ZM121 254V256L119 257V255ZM124 254V255H123ZM156 254V256H155ZM175 254V255H174ZM204 257H203V255ZM219 254V257L217 256ZM226 254V255H225ZM233 254V256H232ZM243 254V256H242ZM7 255V256H6ZM10 255V256H9ZM23 255V256H22ZM27 255V256H26ZM62 255V256H61ZM66 255V257H65ZM82 255V256H81ZM99 255V256H98ZM128 255V256H127ZM132 255V256H131ZM146 255V256H145ZM151 255V256H150ZM207 255V256H206ZM213 255V256H212ZM237 255V258H235ZM246 255V256H245ZM251 255V256H249ZM20 256V257H19ZM41 256V257H40ZM47 256V257H46ZM55 256V257H54ZM67 256H71L70 258ZM74 256V257H73ZM81 256V257H80ZM97 256V258H96ZM108 256V257H107ZM124 256V257H123ZM173 256V257H171ZM200 256V257H199ZM206 256V258H205ZM215 256V258H214ZM222 256V257H221ZM224 256V257H223ZM230 256H232L233 258L230 260ZM248 256V257H247ZM3 257V258H2ZM9 257V259H8ZM14 257V258H13ZM33 257V258H32ZM43 257V258H42ZM51 257L50 261L48 260ZM59 257V258H58ZM62 257V258H61ZM76 257V258H75ZM86 257V258H85ZM106 259H105V258ZM118 257V258H117ZM130 257V258H129ZM137 257V258H136ZM168 257V258H167ZM176 257V258H175ZM203 257V258H202ZM218 257V258H217ZM228 259H226V258ZM229 257V258H228ZM243 259H242V258ZM251 258V260H249ZM254 257V258H253ZM18 258V259H17ZM20 258V259H19ZM22 258V260H21ZM46 258V259H45ZM56 258V259H55ZM78 258V259H77ZM86 260H85V259ZM121 260H120V259ZM128 258V260H127ZM136 258V259H134ZM139 258V259H138ZM167 258V259H165ZM196 258V259H195ZM198 258V259H197ZM211 258V259H209ZM223 258H225L223 260ZM246 258V259H245ZM248 258V259H247ZM3 259V260H2ZM12 259V260H11ZM42 259V260H41ZM60 259V261L58 260ZM68 259V260H67ZM71 259V261H70ZM74 261H73V260ZM89 259V260H88ZM98 259V260H97ZM104 259V260H103ZM165 259V260H164ZM174 259V260H173ZM195 259V260H194ZM199 259L201 262H199ZM208 259V260H207ZM222 259V260H221ZM236 259V260H234ZM245 259V260H244ZM253 259L255 261H253ZM19 260V261H18ZM26 263H25V261ZM37 262H35V261ZM119 260V261H117ZM134 260V261H133ZM140 260V261H139ZM170 260V261H169ZM173 260V261H172ZM205 260V262H204ZM211 260V261H209ZM222 262H220V261ZM246 260L248 262H246ZM12 261V262H11ZM41 261V262H40ZM45 261L47 263H45ZM58 261V262H57ZM68 261V262H67ZM84 261V262H82ZM96 261V262H95ZM105 261V263H104ZM114 261V262H113ZM126 261V263H125ZM157 261V262H156ZM176 263H175V262ZM189 261V262H188ZM194 261V262H192ZM208 261V262H206ZM3 262V263H2ZM23 262V263H22ZM33 262V263H32ZM35 262V263H34ZM66 262V263H65ZM117 262V263H116ZM136 262V263H134ZM162 262V263H161ZM217 262V263H216ZM70 263V264H71ZM201 263V264H202ZM211 263V264H212Z\"/></svg>",
	"mask_w": 264,
	"mask_h": 264
},
{
	"label": "bare ground",
	"instance_id": "bare-ground-1",
	"mask_svg": "<svg viewBox=\"0 0 264 264\" xmlns=\"http://www.w3.org/2000/svg\"><path fill=\"white\" fill-rule=\"evenodd\" d=\"M264 45V0H0V155L7 154L23 138L31 137L41 142L47 150L56 157H71L76 159L92 143V132L96 123L118 112L122 104V92L142 90L143 86L150 89L152 97L161 98L162 93L175 88L180 90L188 81L198 80L204 75L214 74V69L225 67L231 63H241L248 52H258ZM261 52V51H260ZM264 54V52L262 53ZM261 55V54H260ZM256 62V61H255ZM249 63V62H248ZM264 63V62H263ZM238 65V64H237ZM250 65V64H249ZM262 65V64H261ZM244 66V64H243ZM251 66V65H250ZM253 66V65H252ZM237 67V66H236ZM240 67V66H239ZM256 67V66H255ZM246 69V68H245ZM254 69V68H253ZM264 69V68H263ZM224 70V68H223ZM227 71V70H225ZM241 72V71H240ZM224 80L228 74L225 72ZM264 73V72H263ZM223 76V75H222ZM213 77V76H212ZM254 77V76H253ZM252 78V77H251ZM219 80V79H218ZM234 80V79H233ZM238 80V79H237ZM195 81L193 83H195ZM257 81V80H256ZM264 81V80H263ZM252 82V81H251ZM192 83V84H193ZM243 83V81H242ZM256 84V83H255ZM196 85V84H195ZM213 86V85H212ZM231 86V85H230ZM251 86V85H250ZM256 86V85H255ZM227 87V86H226ZM218 88V87H217ZM254 88V86H253ZM261 88V87H260ZM184 89V88H183ZM188 89V87H187ZM262 89V88H261ZM174 90V89H173ZM195 90V89H194ZM211 90L210 81L198 84L196 96L206 99ZM143 91V90H142ZM172 91V90H171ZM188 91V90H187ZM224 91V90H223ZM231 91V90H230ZM252 91V90H251ZM255 91V90H254ZM264 91V90H263ZM174 92V91H173ZM181 92V90H180ZM183 92V91H182ZM181 92V93H182ZM191 92V91H190ZM134 93V92H133ZM189 93V92H188ZM220 93V92H218ZM168 94V93H167ZM178 94V93H177ZM175 94V95H177ZM223 94V93H222ZM221 94V95H222ZM172 95V94H170ZM189 95V94H187ZM194 95V93H193ZM212 95V94H211ZM218 95V94H217ZM256 95V94H255ZM181 96V95H180ZM224 96V95H223ZM260 96V95H259ZM127 97V96H126ZM141 97V96H140ZM174 98V96H172ZM188 96H186L187 98ZM225 97V96H224ZM231 97V95H229ZM249 97V96H248ZM146 98V97H145ZM152 98V99H153ZM168 98V97H167ZM181 99L182 96L180 97ZM179 98V99H180ZM216 98V97H214ZM213 101H216L214 100ZM219 98V97H217ZM226 98V97H225ZM134 99V98H133ZM139 99V98H138ZM151 99V101H152ZM154 99V100H155ZM163 99V98H161ZM185 99V98H184ZM184 99L182 100L184 102ZM192 99V98H191ZM208 99V98H207ZM223 99V98H222ZM235 99V98H234ZM246 99V98H245ZM128 100V98H127ZM130 100V99H129ZM187 100V99H186ZM194 101L197 98L193 99ZM212 100V99H211ZM225 99H223L224 101ZM233 100V99H232ZM247 100V99H246ZM250 100V99H249ZM260 100V99H259ZM132 101V100H130ZM146 101V100H144ZM150 101V102H151ZM166 101V100H165ZM175 101V99H174ZM173 101V102H174ZM190 101V99H189ZM206 101V100H205ZM208 101V100H207ZM210 101V96H209ZM220 101V100H219ZM222 101V100H221ZM220 101V102H221ZM227 101V100H226ZM238 101V100H237ZM147 102V101H146ZM145 102V103H146ZM188 103V101H185ZM219 102V103H220ZM261 102V101H260ZM259 102V103H260ZM263 102V101H262ZM155 103V102H154ZM159 103V102H158ZM165 103V102H164ZM163 103V104H164ZM180 103V102H179ZM178 103V104H179ZM191 103V101H190ZM194 103V102H193ZM192 103V104H193ZM216 103V102H215ZM214 103V104H215ZM234 102H232V105ZM237 103V102H236ZM235 103V104H236ZM246 103V102H245ZM258 103V102H257ZM130 104V102H129ZM149 104V103H148ZM152 104V103H151ZM162 104V105H163ZM166 104V103H165ZM169 104V103H168ZM177 105V103H175ZM182 104V103H181ZM184 104V103H183ZM182 104V106H183ZM204 104V102L200 103ZM208 104V102L206 103ZM213 104V102L211 103ZM227 103H225L226 106ZM231 105V103H229ZM229 104L227 108H229ZM242 104V103H241ZM137 105V104H136ZM144 105V104H143ZM155 105V104H154ZM171 105V104H170ZM191 105V104H190ZM189 105V106H190ZM194 105V104H193ZM219 105V104H218ZM221 105V104H220ZM243 105V104H242ZM253 105V104H251ZM167 106V105H166ZM169 106V105H168ZM174 106V105H173ZM178 106V105H177ZM181 106V107H182ZM198 106V100H197ZM212 106V105H210ZM217 106V105H216ZM250 106V105H249ZM140 107V106H139ZM138 107V108H139ZM157 107V106H156ZM164 107V106H163ZM172 107V106H171ZM191 107V106H190ZM201 108L205 107L200 106ZM207 107V105H206ZM220 107V106H219ZM232 107V106H231ZM238 107V106H237ZM240 107V106H239ZM243 107V106H242ZM255 107V106H254ZM263 107V106H260ZM127 108V107H126ZM137 108V107H136ZM134 108V110H136ZM145 108V107H144ZM170 108V107H169ZM169 108L165 109L167 112ZM178 108V107H177ZM180 108V107H179ZM184 113H187V108ZM208 108V107H207ZM211 108V107H210ZM215 108V107H214ZM221 108V107H220ZM226 108V107H225ZM224 108V109H225ZM252 108V107H251ZM67 109V110H66ZM164 109V108H161ZM172 109V108H171ZM182 109V108H181ZM193 109V108H192ZM197 109L194 108L193 110ZM200 109V108H198ZM217 109V108H216ZM215 109V111H216ZM248 109V107H247ZM256 109V108H255ZM264 109V108H262ZM131 110V109H130ZM153 110V109H152ZM180 110V109H179ZM192 110V111H193ZM214 110V109H213ZM212 110V111H213ZM223 110V109H222ZM221 110V111H222ZM227 110V109H225ZM231 110V109H230ZM127 111V110H126ZM161 111V110H160ZM163 111V110H162ZM173 111V110H170ZM198 111V110H197ZM204 111V110H203ZM218 111L220 109L218 108ZM233 111V110H232ZM231 111V112H232ZM249 111V110H248ZM257 111V110H256ZM124 112V110H123ZM122 112V113H123ZM144 112V111H143ZM157 112V111H156ZM166 112V113H167ZM177 112V111H176ZM183 112V111H181ZM180 112V113H181ZM195 112V111H194ZM206 112V111H204ZM210 112V111H208ZM207 112V113H208ZM161 113V112H160ZM165 113V116H166ZM169 113V112H168ZM173 113V112H172ZM188 113H190L188 111ZM198 113V112H197ZM195 112V114H197ZM201 113V112H200ZM211 113V112H210ZM214 114L216 112H213ZM143 114V113H142ZM159 115V113L157 112ZM171 114V112H170ZM175 114V112H174ZM194 114V115H195ZM213 114V115H214ZM262 114V113H261ZM139 115V113H138ZM162 115V114H161ZM173 115V114H172ZM176 115V114H175ZM182 115V114H181ZM188 115V114H187ZM186 115V116H187ZM190 115V114H189ZM192 119L194 118L193 114ZM200 115V114H199ZM205 115V114H204ZM204 115H202L204 117ZM207 115V114H206ZM209 115V114H208ZM218 115H220L218 113ZM226 115V114H225ZM258 115V114H257ZM256 115V116H257ZM147 116V115H146ZM171 116V115H170ZM177 116V115H176ZM183 116H185L183 114ZM182 116V118H183ZM198 116V115H196ZM114 117V116H113ZM152 117V116H151ZM149 117V118H151ZM160 117V116H157ZM154 116V119L157 118ZM162 117V116H161ZM167 117V116H166ZM179 117V115H178ZM209 117V116H208ZM251 117V115H250ZM262 117V115H261ZM120 118V117H119ZM141 118V117H140ZM148 118V119H149ZM173 118V117H172ZM200 118L199 116L196 117ZM202 118V117H201ZM200 118V119H201ZM222 118V115H221ZM220 118V119H221ZM226 118V117H225ZM225 118H223L225 120ZM255 118V117H254ZM113 119V118H112ZM122 119V118H121ZM132 119V117H131ZM146 119V120H148ZM158 119V118H157ZM162 119V118H161ZM164 119V118H163ZM167 119V118H166ZM171 119V118H170ZM174 119H176L174 117ZM179 119V118H178ZM176 119V120H178ZM184 119V118H183ZM187 119V118H186ZM195 119V118H194ZM204 119V118H202ZM201 119V120H202ZM219 119V120H220ZM222 119V120H223ZM227 119V118H226ZM238 119V118H237ZM249 119V118H248ZM251 119V118H250ZM256 119V118H255ZM143 120V119H142ZM151 120V119H150ZM168 124L171 122L167 119ZM205 120V119H204ZM215 120V119H214ZM228 120H232L229 119ZM260 120V118H259ZM258 120V121H259ZM115 121V120H114ZM130 121V120H129ZM145 121V120H143ZM160 121V119H159ZM164 121V120H163ZM166 121V120H165ZM164 121V123H165ZM174 121V120H173ZM180 121V120H179ZM184 121V120H183ZM198 121V120H196ZM200 121V120H199ZM216 121V120H215ZM246 121V120H245ZM251 121V120H250ZM255 121V120H254ZM256 121V123L258 122ZM264 121V120H263ZM128 122V121H126ZM154 122V121H153ZM157 122V121H156ZM182 122V121H181ZM187 122V121H186ZM195 122V121H193ZM192 122V123H193ZM204 122V121H203ZM201 122V123H203ZM217 122V121H216ZM226 122V121H225ZM247 122V121H246ZM261 124L262 122L259 121ZM258 122V123H259ZM105 123V122H104ZM130 123V122H129ZM132 123V122H131ZM146 123V122H145ZM144 123V127H149ZM149 125L154 123L149 122ZM158 123V122H157ZM179 123V122H178ZM178 123L176 121L175 125ZM208 123V122H207ZM220 123V122H219ZM224 123V122H223ZM229 122H227L228 124ZM231 123V121H230ZM233 123V122H232ZM231 123V124H232ZM237 123V122H236ZM252 123L255 124V122ZM107 124V123H106ZM118 124V123H117ZM124 124V123H123ZM143 123H140V125ZM183 124V123H182ZM185 124V123H184ZM183 124V125H184ZM187 124V123H186ZM185 124V125H186ZM197 124V123H196ZM225 124V123H224ZM226 124V125H227ZM230 124V125H231ZM248 124V123H247ZM99 125V124H98ZM129 125V124H128ZM138 125V124H136ZM167 125V124H166ZM173 125V122H172ZM181 124H179L180 126ZM192 125V124H191ZM195 126V124H193ZM192 125V126H193ZM202 125V124H201ZM204 125V123H203ZM219 125V124H218ZM228 124V126H230ZM104 126V125H102ZM158 126V125H156ZM160 126V125H159ZM158 126V127H159ZM164 126V125H163ZM171 126V125H170ZM174 126V125H173ZM188 126V125H187ZM193 126V128H195ZM198 126V125H197ZM220 126V125H219ZM222 126V125H221ZM224 126V125H223ZM233 126V125H231ZM237 126V124L235 125ZM246 126V125H245ZM249 126V124H248ZM253 126V125H252ZM261 126V125H259ZM100 127V126H99ZM114 127V126H113ZM130 127V126H129ZM136 127V126H134ZM151 127V126H150ZM151 127V128H153ZM161 127V126H160ZM159 127V128H160ZM166 127V126H165ZM176 126H174L175 128ZM183 127V126H182ZM181 127V128H182ZM186 127V126H185ZM241 127V126H240ZM244 127V126H243ZM250 127V126H249ZM248 127V129H249ZM255 127V126H254ZM258 127V126H256ZM101 128V127H100ZM126 128V127H125ZM142 128V127H140ZM169 128V126L167 127ZM177 128V127H176ZM180 128V127H179ZM177 128V129H179ZM208 128V127H207ZM219 128V127H218ZM222 128V127H220ZM235 128V127H234ZM251 128V127H250ZM137 129V128H136ZM146 129V128H145ZM185 129V128H184ZM198 128H195V131ZM202 129V128H201ZM200 129V131H201ZM209 129V128H208ZM227 129V128H226ZM232 130V127L229 128ZM238 129V128H237ZM241 129V128H240ZM244 129V128H243ZM242 129V131H244ZM254 129V128H253ZM250 130L254 131V130ZM125 130V129H124ZM131 130V128H130ZM139 130V129H138ZM149 130V129H148ZM152 129H150L151 131ZM154 130H156L154 128ZM153 130V131H154ZM160 132V129H157ZM164 130V129H163ZM172 130V129H171ZM176 132V129H173ZM204 130V128H203ZM247 130V129H246ZM262 130V128L260 129ZM121 131V129H120ZM143 131V130H142ZM167 131V129H166ZM179 131V130H178ZM181 131V130H180ZM183 131V130H182ZM181 131V132H182ZM194 131V130H193ZM199 131V130H198ZM214 131V129L212 130ZM216 131V130H215ZM229 131V130H228ZM236 132V130H234ZM238 131V130H237ZM259 131V128H258ZM255 131V132H258ZM264 131V130H262ZM110 132V131H109ZM162 132V131H161ZM165 132V131H164ZM174 132V131H173ZM173 132L169 134L173 135ZM210 132V131H209ZM223 132V131H221ZM246 132V131H245ZM244 132V134H245ZM96 133V132H94ZM104 133V132H103ZM122 133V132H121ZM125 133V132H124ZM143 133V132H142ZM149 134V132H146ZM157 133V132H155ZM168 133V131H167ZM178 133V132H177ZM175 133V134H177ZM183 133V132H182ZM185 133V130H184ZM230 133V131H229ZM247 133V132H246ZM113 134V133H111ZM163 134V133H161ZM166 134V133H165ZM179 134V133H178ZM196 134V132H195ZM224 134V133H223ZM228 134V133H227ZM232 131L230 133L231 136ZM235 134V133H234ZM237 134V133H236ZM239 134V133H238ZM258 134V133H257ZM50 138L44 139V136ZM102 135V134H101ZM105 135V133H104ZM123 135V134H122ZM153 134L151 133V136ZM168 135V134H167ZM186 135V134H185ZM184 135V136H185ZM204 135V133H203ZM206 136H209L205 133ZM214 135V134H213ZM212 135V136H213ZM246 135V134H245ZM253 135H255L253 133ZM252 135V136H253ZM118 136V135H117ZM147 136V135H145ZM149 136V135H148ZM156 136V134H155ZM158 139L160 138L159 135ZM161 136V135H160ZM182 136V135H181ZM210 134L211 140L212 139ZM221 137V135L219 134ZM225 136V135H224ZM227 136V135H226ZM225 136V137H226ZM240 136V135H238ZM251 136V135H249ZM256 136V135H255ZM254 136V137H255ZM101 137V136H100ZM131 137V136H130ZM138 137V136H137ZM178 137V135H177ZM204 137V136H203ZM208 137V138H210ZM233 137V136H232ZM237 137V136H236ZM244 137V136H243ZM242 137V138H243ZM105 138V136H104ZM114 138V137H113ZM144 138V137H142ZM150 138V137H149ZM167 138V137H166ZM179 138V137H178ZM182 138V137H181ZM200 138V136H199ZM206 138V137H205ZM228 138V137H226ZM240 139L241 136L239 137ZM250 139V137H248ZM262 138V137H261ZM153 139V137H152ZM157 139V137H156ZM157 139V140H158ZM171 139V138H170ZM186 139V136H185ZM184 139V140H185ZM202 139V138H201ZM204 139V138H203ZM207 139V138H206ZM205 139V140H206ZM232 139V138H231ZM235 139V138H234ZM239 139V140H240ZM244 139V138H243ZM247 139V138H246ZM260 139V138H258ZM102 140V139H101ZM100 140V141H101ZM116 140V138H115ZM124 140V139H123ZM151 140V139H150ZM156 140V142H157ZM161 140H164L163 137ZM160 140V141H161ZM168 140V139H167ZM179 140V139H178ZM183 140V141H184ZM200 140V139H199ZM208 140V139H207ZM224 140V139H222ZM229 140V139H228ZM233 140V139H232ZM235 139L234 141H236ZM252 140V139H251ZM30 141V140H29ZM99 141V140H97ZM117 141V140H116ZM137 141V140H136ZM149 141V140H148ZM189 141V140H188ZM192 141V140H191ZM216 141V140H215ZM219 141V140H218ZM231 141V140H230ZM168 142V141H167ZM180 142V141H179ZM196 142V141H195ZM198 142V140H197ZM207 142V141H206ZM214 142V141H213ZM212 142V143H213ZM226 142V140H225ZM228 142V141H227ZM263 142V141H262ZM22 143V142H21ZM107 143V142H106ZM136 143V142H134ZM148 143V142H147ZM146 143V145H147ZM159 143V142H158ZM157 143V144H158ZM171 143V142H170ZM186 143V142H185ZM191 143V142H188ZM202 143V142H201ZM208 143V142H207ZM205 143L204 148L208 146ZM246 143V142H245ZM120 144V143H119ZM125 144V143H124ZM140 144V143H139ZM149 144V143H148ZM164 144V142H163ZM197 143H195L196 145ZM215 144V143H214ZM213 144V145H214ZM228 144V143H227ZM226 144V145H227ZM230 144V143H229ZM228 144V146H229ZM239 145V142L237 143ZM243 144V143H242ZM264 144V143H263ZM24 148V144H22ZM101 145V144H100ZM133 145V144H132ZM145 145V144H144ZM153 145V144H152ZM211 144V146L213 147ZM216 145V144H215ZM224 145V143L220 144ZM241 145V144H240ZM244 145V144H243ZM250 145V144H249ZM255 145V142L253 146ZM261 145V143H260ZM21 146V145H20ZM29 146V145H28ZM96 146V145H95ZM111 146V145H110ZM113 146V145H112ZM118 145H116L117 147ZM136 146H138L136 144ZM176 146V144H175ZM207 146V147H205ZM235 146V145H232ZM247 146V145H246ZM257 146V141H256ZM262 146V145H261ZM264 146V145H263ZM18 147V145H17ZM97 147V146H96ZM150 147V146H149ZM157 147V146H156ZM189 147V146H188ZM211 147V148H212ZM225 147V146H224ZM223 147V148H224ZM249 147V146H248ZM36 148V147H35ZM40 148V147H39ZM91 148V147H90ZM119 148V147H118ZM127 148V146H126ZM209 148V147H208ZM211 148H209L211 150ZM214 148V147H213ZM217 148V147H216ZM218 148H221L218 146ZM238 148V147H237ZM241 148V147H240ZM259 146H257L258 149ZM15 149V148H14ZM38 149V148H37ZM105 149V148H104ZM112 149V148H110ZM125 149V148H124ZM139 149V148H138ZM151 149V148H150ZM160 149V148H159ZM183 149V148H182ZM186 149V147H185ZM188 149V148H187ZM209 149L207 151H209ZM261 149V147H260ZM259 149V150H260ZM21 150V149H20ZM26 150V148H24ZM34 150V149H32ZM46 150V151H47ZM147 150V149H146ZM149 150V149H148ZM168 150V149H167ZM180 150V149H179ZM191 150V149H190ZM206 150V149H205ZM231 150V149H230ZM233 150V149H232ZM246 150V149H245ZM244 150V151H245ZM249 150V148L247 149ZM23 151V150H22ZM39 151V150H38ZM44 151V152H46ZM90 151V150H89ZM96 151V149H95ZM111 151V150H110ZM127 151V150H126ZM130 151V150H129ZM132 151V150H131ZM136 151V149H134ZM141 151V150H140ZM150 151V150H149ZM155 151V150H154ZM171 151V150H170ZM192 151V150H191ZM190 151V152H191ZM197 151V150H195ZM203 151V150H202ZM216 151V149H215ZM224 151V150H223ZM236 151V150H235ZM234 151V152H235ZM256 151V150H255ZM251 152V153H255ZM263 151V150H262ZM261 151V153H262ZM16 152V150H15ZM14 152V153H15ZM24 152V151H23ZM42 153V151H40ZM88 152V151H87ZM93 152V151H92ZM119 152V151H118ZM172 152V151H171ZM242 152V151H241ZM28 153V152H27ZM47 153V152H46ZM91 153V152H90ZM108 153V152H106ZM124 153V152H123ZM122 153V154H123ZM128 153V152H127ZM125 153V154H127ZM144 153V152H143ZM153 153V152H152ZM187 153V151H186ZM209 153V152H204ZM202 152V154H204ZM214 153V151H212ZM230 153H233L230 151ZM258 153V152H257ZM11 154V152H10ZM7 154L6 160H8ZM17 154H19L17 152ZM21 154V153H20ZM34 154V153H33ZM95 154V153H94ZM113 154V153H112ZM158 154V153H157ZM168 154V152H167ZM170 154V153H169ZM183 154V153H182ZM211 154V153H210ZM234 154V153H233ZM241 154V153H240ZM264 154V151L263 153ZM22 155V154H21ZM20 155V156H21ZM24 155V154H23ZM32 155V154H31ZM99 155V154H98ZM103 155V154H102ZM117 155V154H116ZM161 155V153H160ZM159 155V156H160ZM164 155V154H163ZM205 155V154H204ZM212 155V154H211ZM236 155V153H235ZM243 155V154H242ZM15 156V155H14ZM12 156V158L14 157ZM25 156V155H24ZM23 156V157H24ZM29 156V155H28ZM40 156V154H39ZM93 156V155H92ZM97 156V155H96ZM107 156V155H106ZM124 156V155H121ZM128 156V155H127ZM149 156V155H147ZM180 156V155H179ZM188 156V155H187ZM186 156V157H187ZM190 156V155H189ZM201 156V155H200ZM208 156V155H207ZM213 156V155H212ZM216 156V154H215ZM214 156V157H215ZM230 158V154L227 155ZM245 156V155H244ZM1 157V156H0ZM4 157H2L4 159ZM16 157V156H15ZM19 157V155H18ZM46 157V156H45ZM89 157V156H88ZM119 157V156H117ZM126 157V156H124ZM136 157V156H134ZM140 157V156H139ZM155 157V156H154ZM158 157V156H157ZM178 157V155H177ZM206 157V156H204ZM211 158V156H209ZM238 157V156H237ZM236 157V158H237ZM240 157V156H239ZM238 157V158H239ZM249 157V156H247ZM263 157V156H262ZM11 158V157H10ZM22 158V157H21ZM27 158V157H26ZM50 158V157H49ZM52 158V157H51ZM129 158L130 155H129ZM150 158V157H149ZM165 158V157H164ZM199 158V157H198ZM202 158V156H201ZM216 158V157H215ZM228 158V157H227ZM228 158V159H229ZM233 158V157H232ZM237 158V159H238ZM20 159V157H19ZM40 159V157H39ZM47 159V158H46ZM92 159V158H91ZM141 159V157H140ZM143 159V157H142ZM141 159V161H142ZM147 159V158H145ZM166 159V158H165ZM169 159V158H168ZM242 159V157L240 158ZM247 159V158H246ZM12 160V159H11ZM15 160H18L17 157ZM27 160V159H26ZM48 160V159H47ZM58 160V159H57ZM87 160V158L85 159ZM110 160V159H109ZM117 160V158H116ZM124 160V159H123ZM127 160V159H126ZM130 160V159H129ZM134 160V159H133ZM148 160V159H147ZM153 160V159H152ZM176 160V159H175ZM205 160V159H204ZM207 160V158H206ZM210 160V159H209ZM212 160V159H211ZM217 160V159H216ZM244 160V159H243ZM255 160V159H254ZM1 161V160H0ZM3 161V160H2ZM20 161H22L20 159ZM83 161V160H82ZM105 160H102V162ZM182 161V160H181ZM218 161V160H217ZM237 161V160H236ZM239 161V159H238ZM5 162V161H4ZM3 162V163H4ZM7 162V161H6ZM10 162V161H9ZM25 162V160H24ZM30 162V161H29ZM61 162V161H60ZM94 162V161H93ZM92 162V163H93ZM98 162V160H97ZM125 162V161H124ZM139 162V161H138ZM146 162V161H144ZM153 162V161H152ZM170 162V161H169ZM177 162V161H176ZM180 162V161H179ZM200 162V161H199ZM215 162V161H214ZM232 162V161H231ZM255 162V161H254ZM259 162V161H258ZM257 162V163H258ZM8 163V162H7ZM15 163V161H14ZM19 163V161H18ZM20 166V164H18ZM51 163V162H50ZM81 163V162H80ZM79 163V164H80ZM151 163V162H150ZM159 163V162H157ZM163 163V162H162ZM175 163V162H174ZM187 163V162H186ZM243 163V162H242ZM241 163V164H242ZM247 163V162H246ZM256 163V164H257ZM1 164V163H0ZM5 164V163H4ZM12 164V162H11ZM29 164V163H28ZM49 164V163H48ZM52 164V163H51ZM61 164V163H60ZM101 164V163H100ZM181 164V163H180ZM204 164V163H203ZM202 164V166H203ZM211 164V163H210ZM233 164V163H232ZM236 164V163H235ZM234 164V165H235ZM240 164V165H241ZM250 164V163H249ZM255 164V163H254ZM255 164V165H256ZM14 165V164H12ZM11 165V166H12ZM24 165V163H23ZM22 165V166H23ZM26 165V164H25ZM32 165V164H30ZM75 165V164H74ZM113 165V164H112ZM110 165V166H112ZM124 166V164H122ZM128 165V164H127ZM145 165V164H144ZM172 165V164H171ZM205 165V164H204ZM209 165V164H208ZM215 165V164H214ZM229 165V164H228ZM240 165L238 167H240ZM244 165V164H242ZM241 165V166H242ZM248 165V164H246ZM261 165V164H260ZM10 166V163L8 164ZM20 166V167H22ZM36 166V165H35ZM34 166V167H35ZM38 166V165H37ZM72 166V165H71ZM87 166V165H85ZM184 166V164H183ZM201 166V165H198ZM210 166V165H209ZM216 166V165H215ZM222 166V165H221ZM245 166V165H244ZM244 166H242L244 168ZM257 166V165H256ZM263 166V165H262ZM18 168V166H16ZM19 167V168H20ZM26 167V166H24ZM33 167V168H34ZM53 167V166H52ZM67 167V166H66ZM105 167V166H104ZM103 167V168H104ZM114 167V165H113ZM136 167V166H134ZM145 167V166H144ZM175 167V166H174ZM214 167V166H213ZM230 167L233 168L230 164ZM250 167V166H249ZM255 167V166H254ZM261 167V166H260ZM43 168V167H42ZM48 168V167H47ZM55 168V167H53ZM57 168H61L57 167ZM64 168V167H63ZM76 168V167H75ZM74 168V169H75ZM90 168V167H88ZM125 168V166H124ZM131 168V167H129ZM141 168V166L139 167ZM150 168V167H149ZM152 168V167H151ZM156 168V167H154ZM161 168V167H160ZM166 168V167H165ZM187 168V167H186ZM205 168V167H204ZM221 168V167H220ZM219 168V169H220ZM246 168V167H245ZM259 168V166H257ZM13 169V168H12ZM11 169V170H12ZM15 169V168H14ZM13 169V170H14ZM21 169V168H20ZM23 169V167H22ZM21 169V170H22ZM81 169V168H80ZM94 169V168H92ZM96 169V168H95ZM105 169V168H104ZM118 169V168H117ZM142 169V168H141ZM185 169V167H183ZM182 169V171H183ZM189 169V168H188ZM205 169H208L205 168ZM213 169V168H212ZM223 169V168H222ZM230 169V168H227ZM248 169V168H247ZM254 169V168H253ZM262 169V168H261ZM20 170V171H21ZM24 170V169H23ZM46 170V169H45ZM78 170V169H77ZM87 169H85L86 171ZM114 170V169H113ZM123 170V169H122ZM120 170V171H122ZM130 170V169H129ZM136 170V169H134ZM140 170V169H138ZM168 170V169H167ZM166 170V171H167ZM175 170V169H173ZM178 170V169H176ZM200 170V168H199ZM209 170V169H208ZM207 170V171H208ZM217 170V169H216ZM215 170V171H216ZM225 170V169H224ZM259 172V169H256ZM264 170V169H263ZM5 171V170H4ZM19 171V169H18ZM32 171V170H31ZM59 171V170H58ZM62 171V168H61ZM133 171V169H132ZM145 171V170H144ZM147 171V170H146ZM169 171V170H168ZM167 171V172H168ZM181 171V170H180ZM179 171V172H180ZM201 171V170H200ZM199 171V173H200ZM241 171V170H240ZM244 171V170H243ZM261 171V170H260ZM2 172V171H1ZM15 172V171H14ZM22 172V171H21ZM28 172V170H27ZM38 172V171H37ZM88 172V171H87ZM90 172V171H89ZM137 172V171H134ZM141 172V171H140ZM148 172V171H147ZM184 172V171H183ZM188 172V171H187ZM190 172V171H189ZM206 172V170H205ZM213 172V171H212ZM217 172V171H216ZM229 172V171H228ZM227 172V173H228ZM238 172V171H237ZM9 173V172H8ZM26 173V171H25ZM25 173H22L25 175ZM30 173V172H29ZM32 173V172H31ZM30 173V174H31ZM34 173V172H33ZM39 173V172H38ZM41 173V172H40ZM43 173V171H42ZM46 173V171H45ZM54 173V171L52 172ZM73 173V172H72ZM83 173V172H82ZM86 173V172H85ZM93 173V172H92ZM100 173V172H99ZM104 173V172H103ZM114 173V171H113ZM129 173V172H128ZM145 173V172H144ZM150 173V172H148ZM153 173V172H152ZM164 173V172H163ZM175 173V172H174ZM178 173V172H177ZM192 173V172H190ZM214 173V172H213ZM226 173V172H224ZM230 173V172H229ZM244 173V172H243ZM257 173V172H256ZM2 174V173H1ZM21 174V173H20ZM48 174V173H47ZM50 174V173H49ZM64 174V171H63ZM88 174V173H87ZM86 174V175H87ZM95 174V173H94ZM127 174V173H126ZM133 174V173H132ZM138 174V172H137ZM147 174V173H146ZM168 174V173H167ZM182 174V173H181ZM180 174V175H181ZM216 173H214L215 175ZM234 174V173H233ZM239 174V173H238ZM247 172H245V175ZM27 175V174H26ZM36 175V174H35ZM55 175V174H54ZM145 175V174H144ZM149 175V174H148ZM151 175V173H150ZM178 175V174H177ZM179 175V176H180ZM183 175V174H182ZM185 175V174H184ZM188 175V174H187ZM193 175V174H192ZM191 175V176H192ZM213 175V176H214ZM230 175V174H227ZM244 175V176H245ZM12 176V175H11ZM18 176V175H17ZM33 176V175H32ZM66 176V175H65ZM92 176V175H91ZM119 176V175H116ZM154 175H152L153 177ZM158 176V174H157ZM164 176V175H163ZM168 176V175H167ZM175 176V175H174ZM219 176V175H217ZM216 176V177H217ZM221 176V175H220ZM226 176V175H225ZM224 176V178H225ZM231 176V175H230ZM243 176V178H244ZM248 176V175H247ZM10 177V176H9ZM14 177V176H13ZM25 177V176H23ZM54 177V176H53ZM82 177V176H81ZM111 177V176H110ZM129 177V176H128ZM139 178V176L137 175ZM150 177V176H149ZM155 177V176H154ZM153 177V178H154ZM161 177V176H160ZM159 177V179H160ZM177 177V176H176ZM184 177V176H183ZM195 177V176H194ZM204 177V176H202ZM215 177V176H214ZM228 177V176H227ZM241 177V176H239ZM19 178V177H18ZM17 178V179H18ZM31 178V177H30ZM38 178V177H37ZM47 178V177H46ZM51 178V177H50ZM70 178V177H68ZM88 178V176H87ZM108 178V177H107ZM106 178V179H107ZM127 178V177H126ZM131 178V177H130ZM148 178V177H147ZM171 178V177H170ZM175 178V177H174ZM181 178V177H179ZM201 178V177H200ZM229 178V177H228ZM233 178V176H232ZM249 178V176H248ZM247 178V180H248ZM251 178V177H250ZM5 179V178H4ZM15 179V178H14ZM13 179V180H14ZM22 179V178H21ZM27 179V178H26ZM49 179V178H48ZM86 179V178H85ZM92 179V178H91ZM94 179V178H93ZM185 179V178H184ZM212 178H210L211 181ZM214 179V178H213ZM222 178H219V180ZM231 179V178H230ZM9 180V179H8ZM20 180V179H19ZM19 180H17L19 182ZM23 180V179H22ZM40 180V179H39ZM50 180V179H49ZM49 180L47 182H49ZM59 180V179H58ZM64 180V179H63ZM71 180V179H70ZM96 180V179H95ZM99 180V179H98ZM102 180V179H101ZM143 180V179H142ZM146 180V179H145ZM186 180V179H185ZM196 180V179H195ZM207 180V176L205 178ZM232 180V179H231ZM238 180V179H237ZM242 180V178H241ZM240 180V181H241ZM246 180V179H245ZM244 180V181H245ZM254 180V179H253ZM257 180V179H256ZM11 181V180H10ZM62 181V180H61ZM79 181V179H78ZM77 181V182H78ZM82 181V180H81ZM100 181V180H99ZM108 181V180H107ZM119 181V179H118ZM163 181V180H161ZM176 181V180H175ZM178 181V179H177ZM174 182V183H177ZM202 181V180H201ZM214 182L216 181L213 180ZM218 181V180H217ZM233 181V180H232ZM15 182V181H14ZM22 182V181H21ZM20 182V183H21ZM44 182V181H43ZM92 182V181H91ZM91 182H89L91 184ZM103 182V181H102ZM109 182V181H108ZM155 183L157 181H154ZM160 182V181H159ZM168 182V181H167ZM166 182V183H167ZM182 183V181H178ZM184 182V181H183ZM192 182V181H191ZM199 182V181H198ZM197 182V184H199ZM203 182V181H202ZM212 182V181H211ZM219 182V181H218ZM224 182V181H223ZM243 182V181H242ZM241 182V183H242ZM254 182V181H253ZM251 182V183H253ZM2 183V182H1ZM9 183V181H8ZM26 183V182H25ZM30 183V182H29ZM56 183V182H54ZM73 183V182H72ZM76 183V182H75ZM121 183V182H120ZM142 183V182H141ZM148 183V182H147ZM151 183L150 184H154ZM163 183V182H162ZM189 183V182H188ZM196 183V182H195ZM206 183V181L204 182ZM213 183V182H212ZM222 183V182H221ZM230 182H228L229 184ZM235 183V181H234ZM240 183V182H239ZM238 183V184H239ZM244 183V182H243ZM249 184V182H245ZM256 183V182H255ZM258 183V182H257ZM34 184V183H33ZM48 184V183H47ZM74 184V183H73ZM93 184V183H92ZM96 184V183H95ZM157 184V183H156ZM159 184V183H158ZM184 184V183H183ZM187 184V183H186ZM193 184V182H192ZM202 184V183H201ZM211 184V183H210ZM214 184V183H213ZM212 184V185H213ZM218 184V183H215ZM27 185V184H25ZM41 185V184H40ZM105 185V184H104ZM116 185V184H115ZM120 185V184H119ZM128 185V184H127ZM171 184H168L169 187ZM185 185V184H184ZM188 185V184H187ZM206 184L202 185L205 186ZM209 185V184H208ZM220 185V183L218 184ZM217 185V186H218ZM223 185V184H222ZM226 185V184H225ZM233 185L232 184V188ZM242 185V184H241ZM244 185V184H243ZM253 185V184H252ZM2 186V185H1ZM8 186V184H7ZM10 186V185H9ZM17 186V184H16ZM22 186V185H21ZM51 186V185H50ZM58 186V185H56ZM55 186V187H56ZM66 186V185H65ZM70 186V185H69ZM109 186V185H108ZM111 186V184H110ZM122 186V185H121ZM120 186V187H121ZM157 186V185H156ZM155 186V187H156ZM173 186V185H172ZM180 186V184H179ZM182 186V185H181ZM192 186V185H191ZM200 186V185H199ZM207 186V185H206ZM217 186H215L217 188ZM221 186V185H220ZM228 186V185H227ZM246 188V185H244ZM243 186V187H244ZM254 186V185H253ZM262 186V185H261ZM6 187V186H4ZM30 187V186H29ZM59 187V186H58ZM92 187V186H91ZM134 187V186H133ZM137 187V186H136ZM154 187V186H153ZM174 187L175 186L174 184ZM188 187V186H187ZM195 186H193V190ZM214 187V186H213ZM229 187V186H228ZM228 187H226L228 189ZM241 189V186L239 184ZM242 187V188H243ZM250 187V185L248 186ZM247 187V188H248ZM256 187V185H255ZM12 188V187H11ZM9 188V189H11ZM51 187H49L50 189ZM54 188V187H53ZM83 188V187H82ZM102 188V187H101ZM104 188V187H103ZM111 188V187H110ZM132 188V187H131ZM165 188V187H164ZM170 188V187H169ZM196 188V187H195ZM199 188V187H198ZM220 188V187H219ZM222 188V187H221ZM220 188V189H221ZM237 188V187H236ZM253 188V187H250ZM258 188V187H257ZM260 188V187H259ZM258 188V189H259ZM18 189V188H16ZM15 189V190H16ZM56 189V188H55ZM67 189V188H66ZM80 189V188H79ZM78 189V191H79ZM108 189V188H107ZM127 189V188H126ZM140 189V188H139ZM191 189V188H190ZM202 189V187H201ZM205 189V187H204ZM202 189V191H204ZM230 189V188H229ZM238 189V190H239ZM59 190V189H58ZM76 190V189H75ZM90 190V189H89ZM105 190V189H104ZM109 190V189H108ZM143 190V189H140ZM164 190V189H163ZM168 189H166L167 191ZM180 190V189H179ZM177 189V191H179ZM183 190V189H181ZM210 190V189H209ZM224 190V188H223ZM221 190V191H223ZM244 190V188H243ZM238 191L239 193L243 191ZM247 189H245L246 191ZM249 190V188H248ZM247 190V191H248ZM2 191V190H1ZM6 191V190H5ZM20 191V190H18ZM101 191V189H100ZM113 190H111L112 192ZM116 191V190H115ZM121 191V189H120ZM132 191V190H131ZM136 191V190H134ZM155 191V190H154ZM185 191V190H183ZM218 191V192H221ZM237 193V190H235ZM246 191V192H247ZM60 192V191H59ZM58 192V193H59ZM64 193V191H62ZM81 192V191H80ZM90 192V191H89ZM123 192V191H122ZM141 192V191H140ZM145 192V190H144ZM170 192V191H169ZM168 192V193H169ZM180 192V191H179ZM251 192V191H250ZM255 192V191H254ZM30 193V192H29ZM56 193V192H55ZM57 193V195H58ZM69 193V192H68ZM79 193V192H78ZM126 193V192H125ZM124 193V194H125ZM138 193V192H137ZM152 193V192H151ZM158 193V192H157ZM161 193V192H159ZM174 193V192H173ZM189 191L186 190V194ZM224 194V192H222ZM235 193V194H236ZM245 192H243L244 194ZM1 194V193H0ZM31 194V193H30ZM44 194V193H43ZM83 194V193H82ZM85 194V193H84ZM87 194V193H86ZM110 194V193H109ZM115 194V193H114ZM113 194V195H114ZM123 194V193H122ZM150 194V193H149ZM166 194V193H165ZM185 194V193H184ZM183 194V195H184ZM192 194V193H191ZM196 194V193H195ZM199 194V192H198ZM198 194H196L198 196ZM202 193H200L201 195ZM205 194V193H204ZM238 194V193H237ZM242 194V193H241ZM239 194V195H241ZM263 194V193H262ZM8 195V194H7ZM6 195V196H7ZM15 195V194H14ZM46 195V194H44ZM79 195V194H78ZM89 195V194H88ZM127 195V194H126ZM145 195V194H144ZM168 195V194H167ZM170 197L173 198L170 194ZM177 195H180L177 193ZM182 195V192H181ZM195 195V196H196ZM203 195V194H202ZM217 195V193H216ZM226 195V196H225ZM224 196L227 198V194ZM238 195V196H239ZM251 195V194H250ZM253 195V194H252ZM260 194H258L259 196ZM1 196V195H0ZM25 196V195H24ZM39 196V194H38ZM71 196V195H70ZM80 196V195H79ZM112 196V194H111ZM121 196V194L119 195ZM175 196V195H174ZM186 196V195H185ZM184 196V198H185ZM189 197V195H187ZM194 196V195H191ZM243 196V195H242ZM249 196V195H248ZM261 196V195H260ZM3 197V196H1ZM0 197V198H1ZM12 197V196H11ZM29 197V195H28ZM32 197V196H31ZM44 197V196H43ZM42 197V198H43ZM68 197V196H67ZM82 197V196H81ZM98 197V196H97ZM126 197V196H125ZM124 197V198H125ZM131 197V196H129ZM128 197V198H129ZM147 197V196H146ZM144 197V198H146ZM155 197H158L155 196ZM181 197V196H179ZM178 197V198H179ZM218 197V196H217ZM221 197V195H220ZM223 197V196H222ZM221 197V198H222ZM233 197V196H232ZM230 196V198H232ZM241 197V196H240ZM244 197L247 196H243ZM252 197V196H251ZM5 198V197H4ZM18 198V197H17ZM52 198V197H51ZM57 198V197H56ZM60 198V197H59ZM78 198V197H76ZM80 198V197H79ZM100 198V197H99ZM107 198V197H106ZM114 198V197H112ZM111 198V199H112ZM122 198V197H121ZM120 198V199H121ZM153 198V196H152ZM177 198V197H176ZM182 198V197H181ZM191 197H189L190 199ZM193 198V197H192ZM195 198V197H194ZM193 198V199H194ZM198 198H200L198 196ZM195 198V199H198ZM209 198V197H208ZM264 198V197H263ZM7 199V198H6ZM39 199V198H38ZM44 199H46L44 197ZM69 199V198H68ZM67 199V201H68ZM75 199V198H74ZM85 199V198H84ZM93 199V198H92ZM115 199V198H114ZM164 199V198H163ZM187 199V197H186ZM202 199V198H201ZM224 198H222L223 200ZM246 199V198H245ZM255 199V198H254ZM257 199V198H256ZM17 200V199H16ZM15 200V201H16ZM35 200V199H34ZM77 200V199H76ZM101 200V199H100ZM119 200V199H118ZM156 200V199H155ZM160 201V199H158ZM157 200V201H158ZM166 200V199H165ZM178 200V199H177ZM175 200V201H177ZM218 200V199H214ZM219 200H221L219 198ZM228 200V199H227ZM226 200V201H227ZM230 200V199H229ZM264 200V199H262ZM9 201V200H8ZM33 201V200H30ZM62 201V200H61ZM72 201V200H71ZM79 201V200H78ZM109 201V200H108ZM123 201V199H121ZM146 201V200H145ZM153 201V200H152ZM174 201V200H173ZM171 200V202H173ZM188 204V200H186ZM191 201V200H190ZM193 201V200H192ZM191 201V203H192ZM197 201V200H196ZM194 201V203L196 202ZM207 201V200H206ZM225 201V203H226ZM18 202V201H17ZM16 202V203H17ZM39 202V201H38ZM56 202V201H55ZM80 202V201H79ZM82 202V201H81ZM116 201H114V204ZM147 202V201H146ZM164 202V200H163ZM168 201H166L167 203ZM181 202H183L181 200ZM200 201H198L199 203ZM205 202V200H204ZM221 202V201H220ZM219 202V203H220ZM233 202V201H232ZM244 202V201H243ZM19 203V202H18ZM31 203V202H30ZM73 203V202H72ZM84 203V202H83ZM102 203V202H101ZM110 203V202H109ZM119 202L118 204H120ZM126 203V202H125ZM162 203V202H161ZM192 203V204H194ZM201 203H203L201 201ZM213 203V202H212ZM211 203V204H212ZM215 203V202H214ZM228 203V201H227ZM257 204V201L254 202ZM253 203V204H254ZM262 203V202H261ZM9 204V202H8ZM12 204V203H11ZM29 204V203H28ZM27 204V205H28ZM37 204V202H36ZM69 204V202H68ZM112 204V205H114ZM123 204V203H121ZM133 204V203H132ZM142 204V202H141ZM153 204V203H152ZM156 205V201L154 203ZM171 204V203H170ZM176 204V203H174ZM183 204V203H182ZM197 204V203H195ZM194 204V205H195ZM206 204V202H205ZM204 204V206H205ZM224 204V203H223ZM232 204V203H230ZM242 202L239 204L241 205ZM246 204V203H245ZM252 204V206H253ZM260 204V202H259ZM263 204V203H262ZM261 204V205H262ZM0 205H3L2 203ZM5 205V204H4ZM31 205V204H30ZM45 205V204H44ZM64 205V204H62ZM73 205V204H72ZM82 205V204H81ZM112 205H110L112 207ZM128 205V204H127ZM138 205V204H137ZM149 205V204H148ZM180 205V204H179ZM199 205V204H198ZM196 207H199V206ZM201 205V204H200ZM219 204L218 206H220ZM235 205V204H234ZM233 207L235 208V206ZM244 205V204H242ZM250 205V202H249ZM258 205V204H257ZM260 205V206H261ZM9 206V205H7ZM39 206V205H37ZM74 206V205H73ZM84 206V205H83ZM124 206V205H123ZM146 206V205H145ZM161 206V205H160ZM166 206V205H165ZM181 206V205H180ZM183 206V205H182ZM187 206V205H186ZM189 206V205H188ZM191 206V205H190ZM189 206V207H190ZM209 206V205H208ZM207 206V208H208ZM215 206V205H214ZM213 206V207H214ZM248 206V205H247ZM264 206V205H263ZM34 207V205H33ZM41 207V206H40ZM57 207V206H56ZM81 207V206H80ZM106 207V206H105ZM115 207V205H114ZM122 207V206H121ZM147 207V206H146ZM154 207V206H153ZM163 207V206H162ZM167 207V206H166ZM169 207V206H168ZM173 207V206H172ZM175 207V206H174ZM194 207V206H193ZM191 207L190 210H193ZM206 207V206H205ZM217 207V206H215ZM221 207H223L221 205ZM220 207V212L221 208ZM228 207H231L228 205ZM250 207V206H248ZM39 208V207H38ZM91 208V207H90ZM116 208V207H115ZM133 208V207H132ZM140 208V207H139ZM149 208V207H147ZM146 208V209H147ZM160 208V207H159ZM170 208V207H169ZM185 208V207H184ZM202 208V207H201ZM227 208V207H226ZM240 208V207H239ZM254 208V206H253ZM37 209V208H35ZM98 209V208H97ZM102 209V208H101ZM110 209V207H109ZM117 209V208H116ZM128 209V208H127ZM143 209V208H142ZM168 209V208H167ZM175 209V208H174ZM187 209V207H186ZM200 209V208H199ZM203 209V208H202ZM210 209V208H209ZM212 209V207H211ZM229 209V208H228ZM242 209V208H241ZM240 209V211H241ZM252 210V207L250 208ZM255 209V208H254ZM260 209V208H258ZM8 210V209H7ZM64 210V209H63ZM67 210V209H66ZM94 210V209H93ZM115 210V209H114ZM145 210V209H144ZM155 210V209H154ZM157 210V209H156ZM163 211V209H161ZM204 210V209H203ZM262 210V209H261ZM68 211V210H67ZM66 211V212H67ZM109 211V210H108ZM119 211V210H118ZM176 211V210H175ZM189 211V210H187ZM195 211V210H194ZM200 211V210H198ZM212 211V210H211ZM226 211V210H225ZM229 211V210H228ZM244 211V210H243ZM18 212V211H17ZM63 212V211H62ZM78 212V211H77ZM91 212V211H90ZM101 212V211H100ZM114 212V211H113ZM126 212H128L126 210ZM125 212V213H126ZM132 212V211H131ZM186 212V211H185ZM191 212V211H190ZM207 212V210H206ZM209 212V210H208ZM234 212V211H233ZM238 212V211H237ZM236 212V213H237ZM242 212V211H241ZM245 212V211H244ZM255 212V211H254ZM262 212V211H261ZM260 212V213H261ZM14 213V212H13ZM39 213V212H38ZM37 213V214H38ZM70 213V212H69ZM85 213V212H84ZM97 213V210H96ZM95 213V214H96ZM148 213V212H147ZM152 213V212H151ZM176 213V212H175ZM187 213V212H186ZM196 213V211H195ZM199 213V212H198ZM213 213V212H212ZM218 213V211H217ZM247 213V212H246ZM253 213V211H252ZM3 214V212H2ZM10 214V213H9ZM23 214V213H22ZM26 214V213H25ZM64 214V213H63ZM74 214V213H73ZM77 214V213H76ZM108 214V213H107ZM113 214V213H111ZM116 214V213H115ZM119 214V213H118ZM127 215L129 213H126ZM141 214V213H140ZM143 214H146L143 213ZM150 214V213H148ZM155 214V213H154ZM152 213V215H154ZM157 214V213H156ZM162 214V213H160ZM165 214V213H164ZM172 214V213H171ZM179 214V213H178ZM182 214V213H181ZM191 214V213H190ZM200 214V213H199ZM198 214V216H199ZM221 214V213H220ZM229 214V213H228ZM235 214V213H234ZM240 214V213H239ZM237 214V215H239ZM250 215V212L248 213ZM258 214V212H257ZM262 214V213H261ZM264 214V213H263ZM41 215V213H40ZM54 215V213H53ZM70 215V214H69ZM68 215V217H69ZM72 215V214H71ZM85 215V214H84ZM90 215V214H88ZM114 215V214H113ZM151 215V216H152ZM192 215V214H191ZM194 215V214H193ZM202 214H200L201 217ZM222 215V214H221ZM242 215V214H240ZM245 215V214H244ZM4 216V215H3ZM24 216V215H23ZM42 216V215H41ZM44 216V215H43ZM63 216V215H62ZM77 216V215H76ZM83 216V215H81ZM92 216V215H91ZM99 216V215H97ZM101 216V215H100ZM109 216V215H108ZM117 216V214L115 215ZM129 216V215H128ZM140 216V215H139ZM149 216V215H148ZM172 216V215H171ZM232 216V215H231ZM252 216H255L252 215ZM258 216V215H257ZM18 217V215H17ZM50 217V214H49ZM60 217V216H59ZM58 217V220H59ZM64 217V216H63ZM72 217V216H71ZM103 217V216H102ZM107 217V216H106ZM120 217V216H118ZM168 217V216H166ZM165 217V218H166ZM195 217V216H194ZM229 217V216H228ZM243 218V216H241ZM4 218V217H2ZM8 218V217H7ZM52 218V217H51ZM90 218V216H89ZM115 218V217H114ZM123 218V217H122ZM121 218V219H122ZM148 218L147 216L145 217ZM153 218V217H152ZM164 218V219H165ZM190 218V217H189ZM197 218V217H196ZM220 218V217H219ZM227 218V217H226ZM246 218V217H245ZM259 218V216H258ZM262 218V217H260ZM264 218V215H263ZM13 219V217H12ZM36 219V217H35ZM38 219V218H37ZM49 219V218H48ZM92 219V218H91ZM95 219V218H94ZM99 219V217H98ZM107 219V218H106ZM129 219V218H128ZM163 219V220H164ZM180 219V218H178ZM215 219H217L215 217ZM214 221L216 222V220ZM223 219V218H221ZM229 219V218H228ZM5 220V219H4ZM23 220V219H22ZM101 220V219H99ZM103 220V219H102ZM113 220V219H112ZM148 220V219H147ZM153 220V219H152ZM188 220V218H187ZM190 220V219H189ZM211 220V219H210ZM7 221V220H5ZM12 221V220H11ZM24 221V220H23ZM38 221V220H37ZM49 221V220H48ZM72 221V220H71ZM90 221V220H88ZM87 221V223H89ZM96 221V219H95ZM117 221V220H116ZM115 221V222H116ZM120 221V220H119ZM146 221V220H145ZM144 221V222H145ZM155 221V220H154ZM157 221V220H156ZM166 221V220H165ZM164 221V222H165ZM168 221V220H167ZM219 221V219H218ZM221 221V220H220ZM232 221V220H231ZM241 221V220H240ZM248 221V219H247ZM259 221V220H258ZM257 221V222H258ZM263 221V220H262ZM1 222V221H0ZM8 222V221H7ZM20 222V221H19ZM35 222V221H34ZM40 222V221H39ZM112 222V221H110ZM125 221H123L124 223ZM129 222V221H128ZM126 222V223H128ZM159 222V221H158ZM183 222V221H182ZM202 222V221H201ZM199 222V223H201ZM242 222V221H241ZM251 222V221H250ZM2 223V222H1ZM47 223V222H45ZM61 223V222H60ZM67 223V222H66ZM70 223V222H69ZM76 223V222H75ZM97 223V222H96ZM103 223V221H102ZM122 223V224H123ZM142 223V222H141ZM147 223V222H146ZM145 223V224H146ZM167 223V222H166ZM165 223V224H166ZM169 223V222H168ZM171 223V222H170ZM213 223V222H212ZM221 223V222H220ZM223 223V222H222ZM240 223V222H239ZM17 224V223H16ZM28 224V223H27ZM26 224V225H27ZM38 224V223H37ZM36 224V225H37ZM40 224V223H39ZM74 224V223H73ZM84 224V223H83ZM119 224V223H118ZM137 224V223H136ZM173 224V223H172ZM218 224V222H216ZM226 224V223H225ZM241 224V223H240ZM249 224V223H248ZM7 225V224H6ZM22 225V224H21ZM55 225V224H54ZM58 225V224H57ZM124 225V224H123ZM134 225V224H133ZM140 225V224H139ZM144 225V224H143ZM159 225V224H156ZM164 225V223H163ZM167 229V226H163ZM245 225V224H244ZM3 226V225H2ZM34 226V225H33ZM32 226V227H33ZM44 226V224H43ZM118 226V225H117ZM129 226V225H128ZM141 226V225H140ZM146 227L147 224L145 225ZM187 226V225H186ZM190 226V225H188ZM243 226V224H242ZM241 226V227H242ZM4 227V226H3ZM8 227V226H7ZM5 227V229L7 228ZM18 227V226H16ZM21 227V226H20ZM26 227V226H25ZM29 227V226H28ZM31 227V226H30ZM42 227V226H41ZM58 227V226H57ZM60 227V226H59ZM112 227V226H111ZM126 227V226H125ZM144 227V226H143ZM155 227V226H154ZM171 227V226H170ZM193 227V226H191ZM205 227V226H204ZM207 226L204 228V232ZM214 227V225H213ZM218 227V226H217ZM246 227V225H245ZM248 227V225H247ZM246 227V229H247ZM2 228V227H0ZM39 228V227H38ZM46 228V227H44ZM69 228V227H68ZM122 228V225H121ZM145 228V227H144ZM159 228V226H158ZM190 228V227H189ZM196 228V227H195ZM202 227L200 226V229ZM216 228V227H215ZM219 228V227H218ZM250 228V226H249ZM253 228V227H252ZM259 228V226H258ZM262 228V227H261ZM9 229V228H8ZM12 229V228H11ZM20 229V228H19ZM23 229V227H22ZM35 229V227H34ZM55 229V227H54ZM52 229V230H54ZM62 229V228H61ZM65 229V228H64ZM73 229H75L73 227ZM83 229V228H82ZM123 229V228H122ZM208 229V228H207ZM210 229V228H209ZM208 229V230H209ZM221 229V228H220ZM226 229V228H225ZM228 229V228H227ZM233 229V228H232ZM236 229V228H235ZM234 229V231H235ZM1 230V229H0ZM10 230V229H9ZM27 230V229H26ZM44 230V229H43ZM50 230V229H49ZM51 230V231H52ZM87 230V229H86ZM93 230V229H92ZM99 230V229H98ZM111 230V228H110ZM114 230V228H113ZM144 230V229H143ZM152 230V229H151ZM164 230V229H163ZM193 230V229H192ZM207 230V235L209 231ZM215 230V229H214ZM213 230V231H214ZM260 230V228H259ZM5 231V230H4ZM55 231V230H54ZM57 231V230H56ZM55 231V232H56ZM60 231V228H59ZM67 231V230H66ZM82 231V230H81ZM80 231V232H81ZM84 231V230H83ZM109 231V229H108ZM120 231V230H119ZM123 231V230H122ZM128 230H125V232ZM139 231V230H138ZM148 231V230H147ZM146 231V232H147ZM166 231V230H165ZM212 231V230H211ZM210 231V232H211ZM222 231V230H219ZM252 231V230H251ZM250 231V232H251ZM261 231H263L261 229ZM2 232V231H1ZM6 232V231H5ZM9 232V231H8ZM32 232V231H31ZM63 232V231H62ZM74 232V231H73ZM76 232V231H75ZM88 232V231H87ZM95 232V231H94ZM114 232V231H113ZM145 232V231H144ZM151 232V231H150ZM149 232V233H150ZM158 232H161L158 231ZM164 232V231H163ZM217 232V231H216ZM243 232V231H242ZM241 232V233H242ZM7 233V232H6ZM25 233V232H24ZM28 233V232H27ZM38 233V232H37ZM46 233V232H45ZM51 233V232H50ZM68 233V232H67ZM79 233V232H78ZM82 233V232H81ZM85 233V232H84ZM90 233V232H89ZM106 233V232H105ZM118 233V232H117ZM167 233V232H166ZM172 233V231H171ZM176 233V232H175ZM199 233V232H198ZM214 233V232H213ZM223 233V232H222ZM226 233V232H225ZM21 234V233H20ZM26 234V233H25ZM34 234V233H33ZM36 234V233H35ZM39 234V233H38ZM53 234V233H52ZM60 234V233H59ZM63 234V233H62ZM75 234V233H73ZM103 234V233H102ZM114 234V233H113ZM125 234V233H124ZM132 234V229H131ZM134 234V233H133ZM138 234V233H137ZM143 234V233H142ZM148 232L146 233V235ZM152 234V233H151ZM160 234V233H158ZM183 234V233H182ZM200 234V233H199ZM215 234V233H214ZM221 234V233H220ZM23 235V234H22ZM21 235V236H22ZM56 235H58L56 233ZM70 235V234H69ZM77 235V234H76ZM74 235V236H76ZM80 235V234H79ZM87 235V234H86ZM116 235V234H115ZM128 235V234H127ZM150 235V234H148ZM178 235V234H177ZM207 235L205 236V240ZM232 235V234H230ZM17 236V235H16ZM28 236V235H27ZM34 236V235H33ZM31 236V237H33ZM38 236V235H36ZM47 236V235H45ZM50 236V235H49ZM65 236V235H64ZM78 236V235H77ZM89 236V235H87ZM95 236V235H93ZM110 237V235H108ZM113 236V235H112ZM111 236V238H112ZM126 236V234L124 235ZM123 236V237H124ZM137 236V235H136ZM152 236V235H151ZM156 236V235H155ZM162 236V235H161ZM185 236V235H184ZM183 236V237H184ZM197 236V235H196ZM195 236V237H196ZM215 238L216 235H214ZM222 236V234H221ZM224 236V235H223ZM234 236V235H232ZM261 236V235H260ZM7 237V236H6ZM13 237V236H12ZM39 237V236H38ZM67 237V236H66ZM69 237V236H68ZM72 237V236H71ZM79 237V236H78ZM83 237V236H81ZM104 237V236H103ZM107 235H105V238ZM114 237V236H113ZM140 237V236H139ZM143 236H141L142 238ZM145 237V236H144ZM164 237V236H163ZM188 237V235H187ZM199 237V236H198ZM203 237V236H202ZM211 237V233H210ZM209 237V238H210ZM231 237V236H230ZM249 237V236H248ZM25 238V235H24ZM62 238V235H61ZM86 238V237H85ZM91 238V235H90ZM115 238V237H114ZM113 238V240H114ZM131 238V237H130ZM134 238V236H133ZM132 238V239H133ZM148 239V236L146 237ZM144 238V239H146ZM151 238V237H150ZM158 238V236H157ZM162 239V237L159 236ZM176 238V237H175ZM201 238V236H200ZM213 238V237H211ZM222 238V237H221ZM227 238V237H226ZM229 238V237H228ZM236 238V237H235ZM250 238V237H249ZM254 238V237H253ZM251 238V241L252 239ZM30 239V238H29ZM46 239V238H45ZM53 239V238H51ZM69 239V238H68ZM80 239V238H79ZM97 239V238H96ZM104 239V238H103ZM118 239V238H116ZM134 239H137L134 238ZM160 239V240H161ZM164 239V238H163ZM173 239V238H172ZM180 239V238H179ZM202 239V238H201ZM220 239V238H219ZM223 239V238H222ZM225 239V237H224ZM231 239V238H230ZM241 239V238H240ZM255 239V238H254ZM259 239V238H258ZM262 239V236L261 238ZM259 239V241H260ZM3 240V239H2ZM1 240V241H2ZM15 240V239H14ZM17 240V239H16ZM24 240V239H23ZM34 240V239H33ZM63 240V238H62ZM71 240V239H70ZM77 240V239H76ZM75 240V241H76ZM89 240V239H88ZM87 240V241H88ZM95 240V239H94ZM98 240V239H97ZM100 240V239H99ZM120 240V239H119ZM143 240V238H142ZM150 239L147 241L149 242ZM153 240V239H152ZM159 240V241H160ZM166 240V239H164ZM177 240V239H176ZM175 240V241H176ZM187 240V239H186ZM210 240V239H209ZM213 240V239H211ZM210 240V241H211ZM218 240V239H216ZM221 240V239H220ZM232 240V239H231ZM238 240V238H237ZM264 240V239H263ZM7 241V240H6ZM9 241V240H8ZM19 241V240H18ZM25 241H27L25 239ZM36 241V240H35ZM59 241V239H58ZM66 241V240H65ZM68 241V240H67ZM79 241V240H78ZM93 241V240H92ZM105 241V240H104ZM134 241V240H133ZM158 241V240H157ZM163 241V240H162ZM167 241V240H166ZM181 241V240H179ZM178 241V242H179ZM204 242V240H202ZM208 241V242H210ZM214 241V240H213ZM236 241V240H235ZM247 241V240H246ZM254 241V240H253ZM72 242V241H71ZM70 242V243H71ZM91 242V239H90ZM115 242V241H114ZM123 242V241H122ZM141 242V240H140ZM145 242V241H143ZM147 242V243H148ZM153 242V241H152ZM207 242V244H208ZM217 242V241H216ZM220 242V241H219ZM219 242L213 244V246ZM238 242V241H237ZM241 242V241H240ZM244 244V241H242ZM263 242V241H262ZM1 243V242H0ZM3 243V242H2ZM8 243V242H7ZM17 243V242H16ZM45 243V242H44ZM64 243V242H63ZM89 243V242H88ZM98 243V242H97ZM116 243V242H115ZM118 243V242H117ZM121 243V242H120ZM137 243V242H136ZM162 243V242H159ZM186 243V242H185ZM201 243V242H199ZM212 243V241H211ZM253 243V242H252ZM261 243V242H260ZM10 244V243H8ZM7 244V246H8ZM15 244V241H14ZM33 245V242L31 243ZM42 244V243H41ZM51 244V243H50ZM53 244V243H52ZM79 244V242H78ZM87 244V243H86ZM102 244V243H101ZM119 244V243H118ZM127 244V243H126ZM133 244V243H132ZM153 244V243H151ZM163 244V243H162ZM180 244V243H179ZM192 245L191 243H189ZM229 244V243H228ZM234 244V243H233ZM239 244V243H238ZM237 244V245H238ZM241 244V243H240ZM246 243L245 246H247ZM256 244V243H255ZM1 245V244H0ZM4 245H6L4 243ZM12 245V244H11ZM22 245V244H21ZM35 245V244H34ZM37 245V244H36ZM44 245V244H43ZM60 246V244H58ZM68 245V244H67ZM92 245V243H91ZM120 245V244H119ZM118 245V246H119ZM123 245V244H122ZM131 245V244H129ZM128 245V246H129ZM139 245V244H136ZM141 245V244H140ZM139 245V246H140ZM149 245V244H148ZM155 245V244H154ZM153 245V246H154ZM157 245V244H156ZM177 245V244H176ZM195 245V244H193ZM198 245V244H196ZM206 245V243L204 244ZM211 245V244H210ZM250 245V244H249ZM264 245V243L260 244ZM42 246V245H41ZM46 246V245H45ZM56 246V245H54ZM63 246V245H62ZM101 246V245H100ZM117 246V245H116ZM143 246V243H142ZM163 246V245H162ZM171 246V245H169ZM182 246V245H181ZM185 246V245H184ZM182 246L181 248H183ZM202 246V245H201ZM208 246V245H207ZM205 246V248L207 247ZM211 246V247H213ZM226 246V245H225ZM230 246V244H229ZM235 246V244H234ZM234 246H231L234 247ZM242 246V245H241ZM244 246V247H245ZM252 246V245H251ZM259 246V245H258ZM26 247V246H25ZM33 247V246H32ZM37 247V246H35ZM47 247V246H46ZM53 247V246H51ZM71 247V246H69ZM74 247V246H73ZM106 247V246H105ZM148 247V246H147ZM165 247V246H164ZM186 247V246H185ZM184 247V248H185ZM198 247V246H197ZM196 247V248H197ZM217 247V246H216ZM239 247V246H238ZM257 247V245H256ZM7 248V247H6ZM12 248V247H11ZM19 248V247H18ZM16 247V249H18ZM43 247H41L42 249ZM55 248V247H54ZM53 248V249H54ZM60 249V247H58ZM68 249V247H66ZM121 248V247H120ZM143 248V247H142ZM156 248V246H155ZM154 248V249H155ZM172 248V247H171ZM188 248V246L186 247ZM194 248L190 247L189 249ZM202 248V247H200ZM230 248V250H231ZM262 248V247H261ZM15 249V250H16ZM50 249V248H49ZM73 249V248H72ZM77 249V248H76ZM81 249V248H80ZM87 249V248H86ZM91 249V248H90ZM102 249V248H101ZM130 249V248H129ZM140 249V248H139ZM167 249V248H166ZM170 249V247H169ZM195 249V248H194ZM198 249V248H197ZM209 249V248H208ZM218 249V247L216 248ZM220 249V248H219ZM218 249V250H219ZM225 249V248H223ZM222 249V251H224ZM251 249V247H250ZM254 249V248H253ZM258 249V248H256ZM264 249V248H263ZM88 250V249H87ZM105 250V249H104ZM120 250V249H119ZM138 250V249H136ZM149 250V249H148ZM164 251V248L162 249ZM174 250V249H173ZM179 250V249H178ZM181 250V249H180ZM179 250V251H180ZM184 250V249H183ZM187 250V249H186ZM200 250V249H199ZM217 250V252H218ZM245 250V249H244ZM248 250V249H247ZM245 250V252L247 251ZM20 251V249H19ZM41 251V250H39ZM57 251V249L55 250ZM54 251V252H55ZM61 251V250H59ZM69 250H67L68 252ZM78 251V249H77ZM82 251V250H81ZM106 251V250H105ZM142 251V250H141ZM162 251V252H163ZM182 251V250H181ZM188 251V250H187ZM190 251V250H189ZM196 251V249L194 250ZM202 251V250H201ZM200 251V252H201ZM204 251V250H203ZM221 251V250H220ZM221 251V253H222ZM235 251V250H234ZM243 251V250H242ZM252 251V250H251ZM250 251V252H251ZM255 251V250H254ZM260 251V250H259ZM258 251V253H260ZM7 252V251H6ZM24 252V251H23ZM25 252H28L27 249ZM35 252H38L37 250ZM46 252V251H45ZM44 252V253H45ZM73 253V251H71ZM79 252V251H78ZM90 252V251H88ZM87 252V253H88ZM103 252V251H101ZM123 252V251H122ZM146 252V251H145ZM155 252V251H154ZM166 252V251H165ZM171 252V251H170ZM184 252V251H182ZM193 255L195 252L190 251ZM211 252V251H210ZM216 252V253H217ZM228 252V251H227ZM226 252V253H227ZM244 252V251H243ZM264 253V251H262ZM261 252V253H262ZM32 253V252H31ZM40 253V252H38ZM37 253V255H38ZM52 253V252H49ZM71 253V254H72ZM92 253V252H91ZM106 253V252H105ZM104 253V254H105ZM140 253V252H139ZM153 253V252H152ZM178 253V252H176ZM175 253V254H176ZM188 253V252H187ZM186 253V254H187ZM199 253V252H198ZM204 253V252H202ZM209 253V250H208ZM207 253V254H208ZM233 253V252H232ZM260 253V254H261ZM1 254V253H0ZM5 254V253H4ZM7 254V253H6ZM9 254V253H8ZM12 254V253H11ZM16 254V253H15ZM22 254V253H21ZM24 254V253H23ZM36 253H34L35 256ZM43 254V253H42ZM46 254V253H45ZM77 254V253H76ZM80 254V253H79ZM148 254V253H147ZM157 254V252H156ZM155 254V256H156ZM160 256L164 253L160 254ZM166 254V253H165ZM174 254V255H175ZM183 254V253H182ZM189 254V253H188ZM197 254V251H196ZM195 254V255H196ZM205 254V253H204ZM214 254V253H212ZM220 254V253H219ZM219 254L217 255L219 257ZM231 253L229 252V255ZM235 255V252L233 253ZM232 254V256H233ZM237 254V253H236ZM240 254V251H239ZM246 254V253H245ZM253 255V253H250ZM255 254V253H254ZM14 255V254H13ZM20 255V254H18ZM41 255V254H40ZM51 255V254H49ZM58 255V254H57ZM78 255V254H77ZM90 255V254H89ZM93 255V254H92ZM124 255V254H123ZM167 255V254H166ZM185 255V254H183ZM194 255V256H195ZM200 255V253H199ZM203 255V254H202ZM209 253V257H210ZM222 255H224L222 253ZM226 255V254H225ZM228 255V253H227ZM256 255V254H255ZM7 256V255H6ZM10 256V255H9ZM23 256V255H22ZM27 256V255H26ZM53 256V255H51ZM62 256V255H61ZM82 256V255H81ZM80 256V257H81ZM91 256V255H90ZM99 256V255H98ZM121 254L119 255V257ZM128 256V255H127ZM132 256V255H131ZM146 256V255H145ZM151 256V255H150ZM164 256V255H163ZM185 255L184 257H186ZM207 256V255H206ZM205 256V258H206ZM213 256V255H212ZM230 256V260L233 258ZM243 256V254H242ZM246 256V255H245ZM251 256V255H249ZM254 256V255H253ZM264 257V255L262 254ZM20 257V256H19ZM41 257V256H40ZM47 257V256H46ZM55 257V256H54ZM66 257V255H65ZM71 257V256H67ZM74 257V256H73ZM108 257V256H107ZM124 257V256H123ZM165 257V256H164ZM173 257V256H171ZM198 257V254H197ZM200 257V256H199ZM204 257V255H203ZM202 257V258H203ZM217 257V258H218ZM222 257V256H221ZM224 257V256H223ZM248 257V256H247ZM255 257V256H254ZM253 257V258H254ZM3 258V257H2ZM14 258V257H13ZM33 258V257H32ZM43 258V257H42ZM59 258V257H58ZM62 258V257H61ZM76 258V257H75ZM86 258V257H85ZM84 258V259H85ZM97 258V256H96ZM105 258V257H104ZM118 258V257H117ZM130 258V257H129ZM137 258V257H136ZM134 258V259H136ZM168 258V257H167ZM165 258V259H167ZM176 258V257H175ZM215 258V256H214ZM226 258V257H225ZM223 258V260L225 259ZM229 258V257H228ZM237 258V255L236 257ZM242 258V257H241ZM250 257L249 260H251ZM9 259V257H8ZM18 259V258H17ZM20 259V258H19ZM36 259V256H35ZM46 259V258H45ZM51 257L48 259L50 261ZM56 259V258H55ZM78 259V258H77ZM106 259V258H105ZM120 259V258H119ZM139 259V258H138ZM164 259V260H165ZM196 259V258H195ZM194 259V260H195ZM198 259V258H197ZM211 259V258H209ZM227 259V258H226ZM243 259V258H242ZM246 259V258H245ZM244 259V260H245ZM248 259V258H247ZM264 259V258H263ZM3 260V259H2ZM12 260V259H11ZM22 260V258H21ZM42 260V259H41ZM60 261V259H58ZM68 260V259H67ZM73 260V259H72ZM86 260V259H85ZM89 260V259H88ZM98 260V259H97ZM104 260V259H103ZM121 260V259H120ZM128 260V258H127ZM174 260V259H173ZM172 260V261H173ZM208 260V259H207ZM222 260V259H221ZM228 260V259H227ZM236 260V259H234ZM256 260V259H255ZM253 259V261H255ZM19 261V260H18ZM25 261V260H24ZM35 261V260H34ZM71 261V259H70ZM74 261V260H73ZM119 261V260H117ZM134 261V260H133ZM140 261V260H139ZM170 261V260H169ZM211 261V260H209ZM220 261V260H219ZM252 261V260H251ZM12 262V261H11ZM37 262V261H35ZM34 262V263H35ZM41 262V261H40ZM58 262V261H57ZM68 262V261H67ZM84 262V261H82ZM96 262V261H95ZM114 262V261H113ZM157 262V261H156ZM175 262V261H174ZM189 262V261H188ZM194 262V261H192ZM199 262L200 259H199ZM205 262V260H204ZM208 262V261H206ZM221 262V261H220ZM223 262V261H222ZM221 262V263H222ZM246 262H248L246 260ZM1 263V262H0ZM3 263V262H2ZM23 263V262H22ZM26 263V261H25ZM33 263V262H32ZM45 263H47L45 261ZM66 263V262H65ZM71 262H69L70 264ZM105 263V261H104ZM117 263V262H116ZM126 263V261H125ZM136 263V262H134ZM162 263V262H161ZM167 262H165L166 264ZM176 263V262H175ZM202 263V262H201ZM198 263V264H201ZM212 263V262H211ZM210 263V264H211ZM217 263V262H216ZM252 264L251 262H248ZM38 264V263H37ZM54 264V263H53ZM72 264V263H71ZM75 264V263H74ZM80 264V263H79ZM88 264V263H87ZM108 264V263H107ZM124 264V262H123ZM128 264V263H127ZM140 264V263H139ZM145 264V263H144ZM158 264V263H157ZM163 264V263H162ZM189 264V263H188ZM196 264V263H193ZM203 264V263H202ZM208 264V263H207ZM213 264V263H212ZM215 264V263H214ZM224 264V263H223ZM254 264H256L254 262Z\"/></svg>",
	"mask_w": 264,
	"mask_h": 264
}]
</instances>
